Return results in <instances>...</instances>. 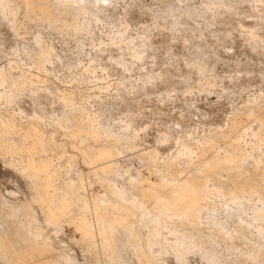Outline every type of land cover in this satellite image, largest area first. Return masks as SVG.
Segmentation results:
<instances>
[{"label":"rangeland","instance_id":"1","mask_svg":"<svg viewBox=\"0 0 264 264\" xmlns=\"http://www.w3.org/2000/svg\"><path fill=\"white\" fill-rule=\"evenodd\" d=\"M111 2V4H109L108 5V7H106L107 8V10H106V8H104L102 11H100V12H102L101 14H102V16L100 17L99 15H100V12L97 14V17L96 18H98V19H96L97 20V23H98V25L96 24V21H90V19H87L88 21H90V23H88V21H87V23H84V25L86 24V25H88V27L85 25H83L82 26V28H83V31L86 29V27H87V30H85L84 32H82L81 31V35L82 36H80V38L82 39H80L79 38V35H78V38H79V40L77 39V37L75 38V40L73 39V41L72 40H69V42L68 41H66V40H64V39H62L61 37H60V35H57L56 33H55V37H54V34H52V33H48V31L47 32H45V29L46 28H43V27H37V28H40V29H34V31L33 30H30V31H28V33L27 32H25V30L26 29H24L25 28V26H23L22 28H21V36H24L25 35V37H23L22 38V40H19L20 42H19V45H17V48H15L14 47V51H15V49H16V51H18L19 50V52L16 54V53H13V56H11V55H7L8 54V52L10 51L9 50V48L8 47H5V46H7V44H5V43H2L3 42V38L0 36V41H1V45H0V50H3V51H0V75L1 74H4V75H6L5 76V78L6 77H8L7 79H8V81L6 82V83H2V82H0L1 84H0V86L2 87V88H0V111H1V113L3 112V113H5L6 115H7V113H9L8 115H10L11 117L13 116V118L12 119H14L16 122H19L18 123V125H17V123H16V125H17V128H18V126H20L19 124H21V126L23 127V128H21V127H19L20 128V130L21 131H24V129H25V127H24V125L25 124H27V123H30L29 122V120H31V118L29 119L28 117H29V112H30V109L29 110H27V108H24L25 107V105L26 104H28V100H29V102H30V104L32 105V106H34L33 108H31L32 109V111L30 112V113H32V115H34L35 114V116H33V117H35V118H32V119H34V120H36V119H38V117L39 116H42V120H44V122L43 121H40V119H41V117H40V119H38V120H36L35 122L37 123L38 121L40 122L39 124H38V129H39V131H41V133L43 134V135H45V136H47V139H49V137H51V140H53V142H54V145H56V146H52V145H48V146H50V147H48L47 148V145L46 146H44L45 148V150H44V152L46 151V148H47V151L48 152H46V155L45 154H43V157H44V159L45 158H47L48 157V159L52 162H50L51 163V166L52 167H55V169L53 168V170H55V172H54V174H55V176H57L56 178H58V180H57V183H56V185H61L60 184V181H61V183H63V181H65L66 179H68V178H70L68 181H69V183L71 184V185H75L76 187L75 188H77L78 187V185H79V187L80 186H82V187H80V189H79V187H78V189L79 190H77L78 192H79V194L80 195H82V199H83V202H85L86 204V207L88 206V204H89V202H90V200L91 199H94L93 197H91L92 195H90L88 192H86V191H89V189H92V191L93 192H95L96 191V193H92L91 192V194H93V195H95V196H97L98 197V199L95 197V200L96 201H98L97 203L100 205V206H104V205H106V206H127V208L130 210V211H135V209L134 208H132L131 206H130V203L128 204L127 203V199H124L123 197V199L121 198H119L118 196H117V194H118V192L119 191H125V192H128V191H130V189H131V187H133L134 186V184H135V186H137L136 185V179L134 180V175H136V177L135 178H137V177H141L142 179H143V177L145 178V180L147 179V180H149V182L150 183H156V185H157V183L159 184L160 183V181H161V177H165V176H167L168 174H167V168L169 167V169H170V167H172V168H174V169H176L177 170V172H179V173H182L184 176H187V177H191V178H196V177H202L203 175H204V173L205 174H207V173H210V167L209 166H207L208 164H203V162L204 161H202V159H200V156H202L203 157V155H209V150H210V148H211V146L209 145V144H211V141L212 140H217L218 139V144L219 145H222V141H223V138H224V135H225V137L226 136H228L227 135V133H228V127H227V123L228 122H230L231 121V118L233 119V117H235V118H240V120H242V122L244 121H246L247 120V117L249 116L248 114L251 112V115L252 116H257L259 113H260V111H264V105H262V104H264V97L262 96H260V95H263L262 93H263V89H264V84H263V81H264V79H263V77H264V58L262 59V57H258V58H256V60L254 59V60H252V59H249V61L247 60V62H246V60H244V59H246V57H243L242 59H241V63H242V66L244 67L243 68V72L245 71V73L248 75L246 78H247V83L244 85V86H242V87H240V86H234L235 85V83H236V85L238 84V80L236 81L235 80V77H237V72L236 71H234L231 67H230V70L228 69V67H226V68H220V67H213V70L212 69H208L210 66H206V68L204 67V69L202 68L203 66H204V63H206L207 61H208V59L210 58V57H206V56H209L211 53H209V52H211V50H209V49H204V50H202V51H200V49L198 48V51H197V47H199V46H197L200 42L199 41H212V40H210V39H208V37H211V36H209V35H205L206 36V38H205V36H203V37H200V39H197V43H196V41H195V38L194 37H192V36H190L189 37V34L188 33H182V32H179V30H176V29H174L175 27L172 25V23H168V21H166V19H167V17H168V15L169 14H171L170 12H172L173 10H174V13H175V15H176V17L177 18H180V17H178V16H181L180 14H183L182 15V17H185L184 16V12L185 11H187V10H191L194 14L197 12L198 14H199V12H206V14L209 12V10L207 11L206 9H204V8H206L207 6V4L209 5V4H212L213 2V0L211 1V0H191V1H189V0H186L187 2L189 1V3H187L185 0H175V1H173V0H169V1H167V0H110ZM163 1H165V2H163ZM172 1V2H171ZM203 1H205V3L203 2ZM206 1H208V2H212V3H208V2H206ZM239 3H240V0H237ZM177 2V3H176ZM185 4H184V3ZM215 2H216V4H217V6H215L216 4H215ZM218 1L217 0H215L214 1V3H213V5H209L210 7L208 8L207 7V9H210V11H211V8H212V6H213V14L212 15H215V13H218L219 14V11H218V8H221V4H227V3H225V2H227L226 0H219V2L220 3H217ZM242 2V1H241ZM258 2L259 3H261V5L262 6H264V0H258ZM164 3H166V4H164ZM203 3V4H202ZM219 4H220V7H219ZM255 4V3H254ZM115 5V6H114ZM164 5V6H163ZM177 5H179L180 7L178 8V6ZM190 7H189V6ZM205 5V6H204ZM260 5V4H259ZM128 6V7H127ZM156 6V7H155ZM214 6H215V8H216V11H215V8H214ZM225 6V5H224ZM185 7V8H184ZM166 10H164V9ZM192 8V9H191ZM202 8V9H201ZM223 8V7H222ZM225 8V7H224ZM145 9V10H144ZM155 9V10H154ZM157 9H158V12H157ZM169 9V10H168ZM171 9V10H170ZM128 10V11H127ZM166 12V13H169L168 15L167 14H165V13H163L164 11ZM168 10V11H167ZM178 11V12H180L179 14H177V12H175V11ZM182 10H183V12H182ZM199 10V11H198ZM204 10V11H203ZM132 11V12H131ZM145 11V12H144ZM151 11V12H150ZM162 11V13H163V15H158L160 12ZM170 11V12H169ZM218 11V12H217ZM123 12H124V14H123ZM204 12V13H205ZM125 13H127V15H125ZM141 13H143V14H141ZM162 13H160V14H162ZM186 13V12H185ZM197 13H196V15H197ZM143 16H141V15ZM145 14V15H144ZM149 14V15H148ZM155 14V15H154ZM173 14V13H172ZM218 14H216L215 15V17H218ZM108 15V16H107ZM155 17H154V16ZM178 15V16H177ZM220 16H221V14H219ZM125 16V17H124ZM159 18H162V16H163V20L162 19H158L157 20V18L158 17ZM161 16V17H160ZM207 16H209V18H213V16H211L210 14L209 15H207ZM145 17H147V18H145ZM181 17V18H182ZM119 18V19H118ZM135 18H138V19H135ZM145 18V19H144ZM172 18V17H171ZM101 19V20H100ZM108 19V20H107ZM133 19V20H132ZM155 19V20H154ZM165 19V20H164ZM149 20V21H148ZM153 20V21H152ZM172 20H174V22L175 21H177V20H175V18L173 17L172 18ZM190 21H195L196 19L195 18H192V19H189ZM204 22H205V24H207L206 23V20L205 19H202ZM107 21H109V22H107ZM134 21H136V22H134ZM146 21V22H145ZM157 21V22H156ZM158 21H160V22H158ZM162 21V22H161ZM164 21H166V22H164ZM208 21V20H207ZM130 22H132V23H130ZM144 22V23H143ZM149 22V23H148ZM101 23V24H100ZM115 23V24H114ZM125 23V24H124ZM145 23H146V26L148 25L149 27H151V28H149V27H147L146 28V26H145ZM153 23V24H152ZM155 23L156 24H159V25H157L159 28H161L160 30H157V29H159L156 25H155ZM95 24H96V27H94L95 26ZM133 24V25H132ZM153 25V27H152V25ZM162 24V27H160V25ZM163 24H165V25H163ZM90 25H94V26H91L90 27ZM106 25V26H105ZM98 26V27H97ZM121 26V27H120ZM129 26V27H128ZM142 26H143V28H142ZM247 26V27H246ZM167 27V28H166ZM170 27V28H169ZM234 27H236V26H234ZM243 27V28H242ZM43 28V29H42ZM85 28V29H84ZM90 28V29H89ZM92 28H93V33H92ZM95 28V29H94ZM144 28H146L147 29V31L144 29ZM154 29V31H153V29ZM171 29V30H169V29ZM237 28L241 31V32H243V34H244V36L249 32V35H250V39L252 38L251 36H252V34L254 35V39H258L257 38V36H259V34L257 33V35L256 34H254V32L253 33H251L252 31H248V30H250L249 29V27H248V25H244V24H242L241 25V29L238 27V25H237ZM237 28H235V29H237ZM245 28H247V29H245ZM22 29H24V30H22ZM88 29H89V31H88ZM113 29V30H112ZM125 29H126V31L127 32H124L125 31ZM133 29V30H132ZM156 29V30H155ZM166 29H167V31H166ZM234 29V28H233ZM232 28H225L224 29V31L225 32H227L226 33V35L228 34V32H229V30H231V32H232V30H233ZM234 29V30H235ZM237 29V31H239ZM244 29V30H243ZM36 30V31H35ZM40 30V31H39ZM119 30V31H118ZM132 30V31H131ZM152 32H151V31ZM164 30V31H163ZM226 30H228V31H226ZM247 31V32H244V31ZM32 31V33H29V32H31ZM38 31V32H37ZM86 31H87V34L88 35H86L85 33H86ZM136 31V32H135ZM148 33V34H150L151 36L149 37L150 38V41L152 42L153 41V45L157 48V45L156 44H160L158 47L159 48H157V50H156V48H155V50L157 51L156 53H158L159 55H157V54H155L156 56H155V58H154V60L155 61H153V59L151 60V59H146V61H149V62H151V68H150V70L153 72L152 74H154L153 76H155V74H157L156 76H155V78H156V80H157V78H158V80L159 79H161V81H162V86H160V87H156V88H150V90H149V88L147 89L146 87L147 86H145V83H146V80H145V76L147 75V74H144V75H142L143 73H144V70H142V68H141V66H140V63L141 62H143V60H142V57H139L138 55H136L138 52H137V48L135 49V47H132V46H136L137 45V43L136 42H138L139 40H141L142 39V36H143V33L145 34L146 32ZM149 31H150V33H149ZM172 31V33H170ZM236 30L234 31V33H236L237 32ZM40 35V37L42 38V41H43V44H44V46H45V48H47L48 50H49V53H50V56H48L50 59H49V61L47 60V61H45L44 63H43V66L42 65H40L39 66V68H34V67H32L31 66V63H30V60H29V58L23 53V51H29V52H36L37 50L39 51V49L32 43V40H31V36L32 35H37V33ZM89 32H91V34L92 35H94V36H92V37H90V33ZM120 32H124V35H128L127 37H128V41H126V43H125V41H123V39H122V36H120V35H123V33H121L120 34ZM130 32H132V33H130ZM22 33L24 34V35H22ZM27 33V34H26ZM96 33V34H95ZM126 33V34H125ZM130 33V34H129ZM246 33V34H245ZM167 34H168V37H167ZM170 34V35H169ZM171 34H172V37H171ZM173 34H174V38H173ZM176 34V35H175ZM177 34H182V36L180 37V35H177ZM229 34H230V32H229ZM242 34V35H243ZM135 35V36H134ZM156 35V36H155ZM249 35L247 34L246 36L247 37H249ZM47 36V37H46ZM87 36H89L88 38H87ZM96 36V37H95ZM133 36V37H132ZM155 36V37H154ZM160 36V37H159ZM162 36V37H161ZM115 37V38H114ZM120 37H121V40H120ZM132 37V38H131ZM170 37V38H169ZM177 37L179 38V41H175V40H178L177 39ZM183 37H185L184 38V40L182 41L181 39H183ZM189 39H188V38ZM28 38V39H27ZM46 38V39H45ZM52 38V39H51ZM83 38L85 39V40H83ZM156 38V40H154ZM181 38V39H180ZM186 38H187V40H186ZM205 38V39H204ZM23 39H24V41H23ZM50 39V40H49ZM59 39V40H58ZM115 39V40H114ZM119 39V41H120V43H119V41H118V43H117V40ZM202 39V40H201ZM208 39V40H207ZM30 40V41H29ZM56 40V41H55ZM61 40V41H60ZM77 40V41H76ZM131 40V41H130ZM135 40V41H134ZM137 40V41H136ZM181 40V41H180ZM58 41H60V42H58ZM75 41H76V44H75ZM160 41V42H159ZM188 43H187V42ZM194 41V42H193ZM254 41V40H253ZM16 44H18V40L16 39L15 41H14ZM22 42V44H20ZM45 42V43H44ZM128 42V43H127ZM129 42H131V44L129 43ZM190 42H192V43H190ZM255 42H257V41H255ZM28 43V44H27ZM93 43H94V45H93ZM101 43H103L102 45H101ZM123 43V44H122ZM134 43V44H133ZM179 43V44H178ZM5 44V45H4ZM66 44V45H65ZM73 44V45H72ZM106 44V45H105ZM126 44V45H125ZM127 44H128V46L129 47H127ZM183 44H185V45H183ZM189 44V45H188ZM195 44H197V45H195ZM77 45H81V46H77ZM96 45V46H95ZM191 45V46H190ZM193 45V46H192ZM2 46V47H1ZM19 46V47H18ZM47 46H49V47H47ZM92 46H94V47H92ZM120 46V47H119ZM131 46V47H130ZM138 47H139V45H137ZM184 46V47H183ZM186 46V47H185ZM71 47V48H70ZM79 49H78V48ZM85 47V48H84ZM104 47L106 48V49H104ZM163 47V48H162ZM194 47V48H193ZM4 48V49H3ZM6 48V49H5ZM8 48V49H7ZM37 48V49H36ZM103 48V49H102ZM112 48V49H111ZM131 48H134V50H135V52H134V50H130ZM185 48V49H184ZM18 49V50H17ZM53 49V50H52ZM95 49V50H94ZM125 49V50H124ZM129 49V50H128ZM160 49V50H159ZM183 49H184V51H183ZM9 50V51H8ZM75 50V51H74ZM78 50V51H77ZM94 50V51H93ZM107 50V51H106ZM180 50V51H179ZM8 51V52H7ZM37 51V52H38ZM124 51H125V53H124ZM126 51H127V53L130 51H132L131 53H133L134 52V54H132V57H131V53L129 54V57H131V58H129V62H131V63H129V65L130 66H128V68H125V66H123V69H122V66H119V65H116L115 64V62H114V60H117V62H119L120 64L121 63H124V61H122V60H120V58H122L123 56H124V54H126ZM154 51V50H153ZM182 51V52H181ZM204 51H205V54H204ZM206 51L208 52L207 53V55H206ZM2 52V53H1ZM4 52H6V54L4 53ZM62 52V53H61ZM71 52V53H70ZM105 52V53H104ZM193 52H194V55L197 57V58H199V57H203L204 55H206V56H204L203 57V59H205V61L201 58V60H203L202 62L200 61V60H197L196 59V57L193 55ZM196 52L198 53L199 52V55L201 54L200 52H202V54L203 55H198V54H196ZM94 53V54H93ZM97 53V54H96ZM102 53V54H101ZM124 53V54H123ZM76 54V55H75ZM109 54V55H108ZM165 54H167V55H165ZM180 54V55H179ZM190 54L192 55V57H195V59L194 58H190ZM48 55V54H47ZM53 55V56H52ZM94 55H96V56H94ZM122 55V56H121ZM134 55H136L135 57H133ZM212 55V54H211ZM121 56V57H120ZM138 56V57H137ZM162 56V57H161ZM178 56V57H177ZM180 56H181V58H183V59H181L180 58ZM186 56H189V57H186ZM199 56V57H198ZM54 59H53V58ZM73 57V58H72ZM91 57V58H90ZM154 57V56H153ZM68 58V59H67ZM89 58L92 60L93 59V62L91 61V60H89ZM95 58H97V59H95ZM118 58V59H117ZM135 58V59H134ZM136 58H139V59H141V60H139V59H136ZM176 58V59H175ZM189 58V60L191 59V61H188L187 59ZM3 59V60H2ZM112 59H114V60H112ZM133 59V60H132ZM157 59V60H156ZM181 59V61L183 62L184 60V62H186V63H188V64H186V65H184L185 63H181V61H178V60H180ZM192 59L193 60H195V62H196V60H197V62L195 63L194 61H192ZM13 62H12V61ZM55 62H54V61ZM69 60V61H68ZM95 60V61H94ZM139 60V61H138ZM261 62H260V61ZM6 61V62H5ZM7 61H8V64H7ZM11 61V62H10ZM64 61V62H63ZM102 61V62H101ZM133 61V62H132ZM153 61V62H152ZM173 61V62H172ZM188 61V62H187ZM255 61V62H254ZM19 62H21V63H19ZM48 62V63H47ZM54 62V63H53ZM58 62H59V64H58ZM78 62V63H77ZM110 63V64H108V63ZM113 62V63H112ZM158 62V63H157ZM189 62H191L190 63V65L191 66H194V67H196V66H198L199 67V69L200 68H202V69H196V71H195V75L197 76V78L195 77V75L193 76L192 75V77L190 78L191 79V82H190V85H189V78L187 77V76H185V75H188V73H187V68H188V66H189ZM195 63V64H192V63ZM198 62H201L202 63V65L203 66H201L200 64H198ZM253 62L255 63V65L256 66H258V67H260L261 66V64H263L262 66H263V68H256V69H253L252 70V68H254V65L252 66V64H253ZM259 63L260 65H258V64H256V63ZM9 63H11L12 64V66L10 67V66H8L9 65ZM14 63H16V64H18V65H15ZM63 63V64H62ZM80 63V64H79ZM102 63V64H101ZM111 63L113 64V65H111ZM137 63V64H136ZM183 65H181V64ZM250 63V64H249ZM45 64V65H44ZM52 64V65H51ZM56 66H55V65ZM62 64V65H61ZM100 64V65H99ZM132 64H135V65H137V66H135V65H133L132 66ZM153 64V65H152ZM198 64V65H197ZM246 64H248V66L246 65ZM93 65H96L95 67L93 66ZM111 65V66H110ZM250 65H251V67L252 68H250ZM41 66L42 67H44V68H42V70H41ZM91 66V67H90ZM106 66V67H105ZM114 66V67H113ZM116 66V67H115ZM153 66H154V68H153ZM181 66L183 67V69L181 68ZM185 66H187V67H185ZM191 66H189V67H191ZM201 66V67H200ZM242 66L241 67H239L238 66V70L240 71L241 69L240 68H242ZM94 67V68H93ZM107 67H108V69H107ZM111 67V68H110ZM34 68V69H33ZM56 68V69H55ZM59 68V69H58ZM73 68H75V69H73ZM89 68V69H88ZM91 68V69H90ZM135 68H136V70H135ZM177 68V69H176ZM181 70H180V69ZM251 70V72H252V75L250 76V70ZM44 69V70H43ZM66 69V70H65ZM68 69V70H67ZM83 69V70H82ZM86 69H87V71H89V73L86 71ZM104 69V70H103ZM106 69V70H105ZM110 69H113V70H110ZM118 69V70H117ZM128 71H127V70ZM132 69H133V71L134 72H131L132 71ZM184 69H185V71H184ZM207 69L211 72H209L208 73V71H207ZM224 69V70H223ZM231 69H232V71H231ZM261 69V70H260ZM2 70V71H1ZM6 70H7V73H6ZM53 70V71H52ZM56 70V71H55ZM74 70V71H73ZM116 70V71H115ZM120 70V71H119ZM123 70V71H122ZM154 70V71H153ZM178 70V71H177ZM183 70V71H182ZM219 70H221V73L223 72V74H221L220 73V71ZM225 70H227V72L225 71ZM246 70L247 71H249V72H246ZM263 70V71H262ZM77 71V72H76ZM81 71V72H80ZM93 71V72H92ZM101 71V72H100ZM109 71L111 72V74L109 73ZM164 71V72H163ZM183 72V73H181V72ZM202 71V72H201ZM206 71H207V73L208 74H210V75H208L207 73H206ZM228 71H229V73H228ZM260 71V72H259ZM3 72V73H2ZM28 72H30V74L28 73ZM43 72V73H42ZM44 72H45V74L46 75H44ZM85 72H87L88 74H86ZM92 72V73H91ZM106 72H107V75H106ZM113 72V73H112ZM117 72V73H116ZM120 72H122V73H120ZM140 72V73H139ZM165 72H167V73H169V74H165ZM202 76L203 74L205 75L206 74V77H204V75L202 76V78H201V76L200 75H197L198 73ZM204 72V73H203ZM214 72V73H213ZM215 72H217L218 74H215ZM224 72H226V73H224ZM231 72V73H230ZM235 74V76L234 75H232L233 73ZM254 72H255V74H254ZM257 72H259V73H257ZM25 74L24 76H25V79H26V81L25 80H23L24 79V76L22 75L21 76V74ZM27 73V74H26ZM32 73V74H31ZM102 73V74H101ZM124 73H126L127 74V76L124 74ZM140 74V75H138V74ZM158 73L160 74V76L158 75ZM197 73V74H196ZM240 73H242V72H240ZM244 73V74H245ZM256 73L258 74V75H256ZM20 74V75H19ZM29 74V75H28ZM86 74V75H85ZM92 74H94V75H97L96 76V78H95V76L93 75V76H91ZM130 74V75H129ZM135 74V75H134ZM174 74V75H173ZM185 74V75H184ZM226 76H228L229 74H231L230 76H228V77H226ZM244 74L242 73V75L244 76ZM245 74V75H246ZM8 75V76H7ZM32 77H31V76ZM33 75H34V77H33ZM78 75H80V76H78ZM91 77H90V76ZM143 76V78L144 79H142V76ZM162 75V76H161ZM178 75H180V76H178ZM184 75V76H183ZM213 76V75H215L213 78L212 77H210L209 78V76ZM218 75V76H217ZM240 75V74H239ZM260 75H261V78H260ZM30 76V77H29ZM35 76H37L36 78H38L39 77V84H40V86H39V84L37 85L38 87L37 88H35V87H32V86H34V85H31V83H29V80H34L35 79ZM87 76V77H86ZM89 76V77H88ZM120 76H122V77H120ZM125 76V77H124ZM129 76V77H128ZM139 76V77H138ZM140 76H141V79H140ZM169 76V77H168ZM233 76V78L231 79V77ZM254 76H256V77H254ZM257 76L259 77V78H257ZM21 77V78H20ZM26 77H28V78H26ZM85 77H86V79H85ZM124 77V78H123ZM130 78L129 80H128V78ZM184 77V78H183ZM188 79H187V78ZM190 77V76H189ZM194 77H195V80H193L194 79ZM204 77V78H203ZM208 77V78H207ZM224 77V78H223ZM249 77H251V78H249ZM17 78H19V79H21V81L19 80V79H17ZM75 78H76V80H75ZM92 78V79H91ZM93 78H95V79H93ZM124 80H123V79ZM171 78V79H170ZM174 78H175V80H174ZM177 78V79H176ZM179 78H180V80H179ZM206 78L208 79V82H207V80H206ZM212 78V79H211ZM220 78H221V80H220ZM229 78V79H228ZM254 78V80L252 81V79ZM17 79V80H16ZM29 79V80H28ZM44 79V80H43ZM99 79V80H98ZM183 79H184V81H183ZM204 79V80H203ZM231 79V80H230ZM256 79V80H255ZM10 80V81H9ZM15 80H16V82L17 81H19L20 83H18V85H17V83H15ZM27 80H28V83L29 84H26L27 83ZM75 80V81H74ZM86 80H88V81H86ZM93 80H95V81H93ZM107 80V81H106ZM126 80H128V81H126ZM174 80V81H173ZM186 80H187V82H186ZM210 80H214V82H212V81H210ZM222 80H223V82H222ZM226 80V81H225ZM227 80H229V82L227 81ZM234 80V81H233ZM262 81V84H261V82L260 81ZM124 83H123V82ZM164 81V82H163ZM177 81L179 82V83H177ZM193 81H194V83H193ZM196 81H199L200 83L197 85L196 84ZM232 81V82H231ZM255 81V82H254ZM9 82V83H8ZM24 82V83H23ZM76 82V83H75ZM96 82V83H95ZM104 82V83H103ZM132 82H133V84H132ZM144 84H143V83ZM159 82H157V85L156 86H159V85H161ZM170 82H174V84H172V83H170ZM183 82V83H182ZM209 82H210V84H209ZM219 82H220V84H219ZM222 82V83H221ZM233 82H234V84H233ZM45 85H44V84ZM82 83V84H81ZM135 83V84H134ZM185 83V84H184ZM187 83V84H186ZM203 83H205L206 85H207V83L210 85H207L208 87L206 88V85L205 84H203ZM227 83H229V84H227ZM231 83H232V85H231ZM260 83V84H259ZM4 84V85H3ZM17 86H16V85ZM24 84H25V87H27V86H29L28 87V89L29 90H27V88H25L24 89ZM42 84V85H41ZM166 84H167V86H166ZM195 84V85H194ZM203 84V85H202ZM257 85L258 86V88H256L257 86H255V85ZM8 85V87L6 88V86ZM19 85H20V87H19ZM21 85H22V88H21ZM106 85H107V87H106ZM144 85V86H143ZM199 86V88L197 87V86ZM202 85V86H201ZM229 85V86H228ZM251 87V89H250V87ZM252 85H254V86H252ZM17 88H16V87ZM42 86V87H41ZM141 86H143V87H145V89H142L143 87H141ZM166 86V87H165ZM186 86H187V88H186ZM213 86V87H212ZM232 86V87H231ZM11 87V88H10ZM44 87V88H43ZM106 87V88H105ZM139 87H141V90L139 89ZM168 87V88H167ZM244 87V88H243ZM253 87H255V88H253ZM262 89H261V88ZM39 88H40V90H39ZM74 88V89H73ZM125 88V89H124ZM160 88V89H159ZM165 88V89H164ZM186 88V89H185ZM197 88V89H196ZM201 88V89H200ZM203 88V89H202ZM204 88H206V89H204ZM237 88V89H236ZM243 88V89H242ZM247 88H249V89H247ZM10 89V90H9ZM17 90L20 94H18V95H15L14 97H12L11 98V96H13L12 95V93H13V91L14 90ZM24 89V90H23ZM33 89V90H32ZM42 89V90H41ZM152 89H155V90H157L159 93H160V91H161V94H160V96H159V93H157V91H154L153 92V90ZM201 90V93H200V91L199 90ZM246 91H245V90ZM20 90V91H19ZM37 90H38V92H37ZM43 90H45V91H43ZM48 90V91H47ZM188 90V91H187ZM195 90V91H194ZM196 90H198L199 91V93L196 91ZM203 90H205L206 92L204 93V91ZM234 90H236V91H234ZM244 90V91H243ZM260 90H261V92H260ZM263 90V91H262ZM4 91H5V93H4ZM12 91V92H11ZM36 92V93H30V92ZM46 92V95H45V93H44V96H46V97H44L43 96V94L41 93V92ZM52 91V92H51ZM145 91V92H144ZM149 91V92H148ZM166 91V92H165ZM203 91V92H202ZM6 92H8V93H6ZM25 92V93H24ZM47 92H48V94H47ZM71 92H72V95H70L71 94ZM163 92V93H162ZM173 92V93H172ZM189 92H190V94H189ZM191 92H193V93H191ZM23 93V94H22ZM41 94V97H40V94ZM51 93V95H53V94H55V95H53L52 96V98H50L51 96H49V94ZM58 93V94H57ZM62 93V94H61ZM65 93V94H64ZM73 93H75V95H76V97H75V95L73 94ZM77 93V94H76ZM81 93H82V95H81ZM114 93V94H113ZM149 95H148V94ZM154 93V94H153ZM165 93H166V95H165ZM172 93V94H171ZM187 93V94H186ZM22 94V95H21ZM29 94H31L32 96L33 95H36V94H38V96L36 97V96H33V97H36L37 99H38V97H40V99L42 100H35V98H34V101L37 103V101L39 102V104H41V105H37L32 99H33V97L31 96V95H29ZM66 94L69 96H66ZM126 94V95H125ZM134 94V95H133ZM146 94V95H145ZM152 94V95H151ZM157 94V95H156ZM198 94V95H197ZM259 94V95H258ZM28 95V96H27ZM60 95H63L66 99H68V100H70L69 102H71V105L73 104V105H78V106H74L75 107V109L71 106V108H70V105L67 107V106H65V105H62V104H60L59 103V105L60 106H58L57 104H58V101H61L62 100V96H61V98H60ZM74 95V96H73ZM151 95V96H150ZM249 95V96H248ZM9 96V97H8ZM21 96H22V98H21ZM47 96H49L48 98H47ZM55 96V97H54ZM57 96H59V97H57ZM71 96V97H70ZM153 97L154 96V98L152 99H150L149 98V102H148V97ZM156 96H157V98H156ZM196 96V97H195ZM254 96V97H253ZM259 96V97H258ZM18 97V98H17ZM27 97H29V98H27ZM31 97V98H30ZM45 99H47V101L48 100H50V102H47V103H50V104H47L46 103V101H45V103H43V100H44V98ZM54 97V98H53ZM57 97V98H56ZM80 97V98H79ZM252 97V98H251ZM15 98H17V100H13V99H15ZM20 98L22 99V100H20ZM25 98V100H23ZM59 98V99H58ZM125 98V100L127 101V103L123 100ZM133 98V99H132ZM144 98V99H143ZM156 98V99H155ZM160 98V99H159ZM250 98V99H249ZM258 98H260V99H258ZM10 99H11V101H10ZM92 99V100H91ZM147 99V101L145 102L144 100H146ZM240 99V100H239ZM248 99V100H247ZM256 99V100H255ZM27 100V101H26ZM34 102V103H31L32 101ZM53 100H55V101H53ZM133 100V101H132ZM137 100V101H136ZM166 100H169V101H167L166 102ZM246 100V101H245ZM255 100V101H254ZM14 101V102H13ZM17 101V102H16ZM24 102L23 104H19L20 102ZM40 101H41V103H40ZM51 101L53 102L52 104H51ZM74 101V102H73ZM79 101H81V102H79ZM128 101H130V103L128 102ZM152 101H154V102H152ZM164 101L166 102V104L164 103ZM247 101H249V102H247ZM15 102L16 103H18V105L17 104H15ZM133 102H135V104L133 105L132 103ZM139 102H140V104H144V105H140L139 106ZM144 102V103H143ZM255 102V103H254ZM10 103V104H9ZM14 103V104H13ZM55 103H57L56 105L57 106H55V105H53V104H55ZM89 103V104H88ZM92 103V104H91ZM147 103V104H146ZM148 103H151L150 105L148 104ZM168 103H171L172 104V106H171V104H169L168 105ZM207 103V104H206ZM256 103H258V104H256ZM35 104H36V106H35ZM44 104V105H43ZM79 104H81V106L79 105ZM91 104V105H90ZM98 104V105H97ZM130 106H129V105ZM157 104V105H156ZM158 104H160V105H162V107L161 108H159V106L160 105H158ZM163 104H164V106H163ZM174 104V105H173ZM202 104H206V105H208L209 106V111L207 112H204L203 114L201 113V112H195V113H192L191 114V112H189L190 110L192 111V110H194V109H196V107H198V106H201ZM228 104V105H227ZM234 104H235V106H234ZM243 104H244V106H243ZM19 105H21V107L22 108H20V106ZM43 105V106H42ZM51 105H53V108L51 107ZM88 105V106H87ZM97 105V106H96ZM128 105V106H127ZM153 105V106H152ZM165 105H167V106H169V107H165ZM187 105H189L188 107H187ZM195 105V107H193ZM197 105V106H196ZM229 105H231L230 107H229ZM241 105V106H240ZM253 105H254V107H253ZM13 106V107H12ZM41 106V107H40ZM50 107L49 109H48V107ZM81 107V110L82 111H85V112H83V114H82V111L80 110V107ZM100 106V107H99ZM127 106V107H126ZM132 106V107H131ZM151 107V109H152V107H153V109L154 110H157L156 112H152V110H149L150 109V107ZM156 106H157V108H156ZM212 106V107H211ZM219 106H221V107H219ZM225 106H227V107H225ZM39 107V108H38ZM42 107H47L46 109H47V111H48V113H45V111H46V109H45V111H44V113H43V110H44V108H42ZM59 107V108H58ZM82 107H83V109H82ZM87 107H88V109H87ZM136 107V108H135ZM164 107H165V109H166V111H165V109H164ZM173 107L175 108V109H173ZM179 108L180 107V109H178L177 110V108ZM192 108V109H188V108ZM211 107V108H210ZM219 107V108H218ZM239 107H241L240 109H239ZM244 107V108H243ZM260 107V108H259ZM3 108V109H2ZM18 108H20V109H18ZM39 110H38V109ZM42 108V109H41ZM53 109V110H51V111H54V112H52L51 113V111H49L50 109ZM61 108H63V109H61ZM65 108H66V110H65ZM78 108H79V110H80V112L79 111H77L78 110ZM97 108H99V109H97ZM108 108V109H107ZM116 108H117V110H116ZM148 108V109H147ZM226 108V109H225ZM229 108V109H228ZM235 108V109H234ZM243 108V109H242ZM248 108V109H247ZM26 109V110H25ZM34 109V110H33ZM62 110V111H60V110ZM70 109V110H69ZM72 109V110H71ZM86 109V110H85ZM95 109V110H94ZM223 109V110H222ZM255 109H257V110H255ZM8 110V111H7ZM37 110V111H36ZM58 110V111H57ZM65 110V111H64ZM75 110V111H74ZM96 110H101V112H97ZM110 110V111H109ZM121 110V111H120ZM161 110V112L160 113H158L159 111ZM216 110V111H215ZM235 110V111H234ZM34 111H36L34 114H33V112ZM38 111H39V113H38ZM46 111V112H47ZM63 111L65 112L64 113V117L66 118V120H68V121H66L65 120V118L64 117H62L63 116V114H61V113H63ZM67 111V112H66ZM69 111V112H68ZM73 111V115L72 114H68L67 115V113H70V112H72ZM78 113H77V112ZM88 111V112H87ZM92 111V112H91ZM94 111V112H93ZM96 111V112H95ZM112 111V112H111ZM119 111H120V115L118 114L117 115V113H119ZM123 111V112H122ZM229 111V112H228ZM242 111V112H241ZM250 111V112H249ZM24 112V113H23ZM58 112V113H57ZM74 112H75V114H74ZM93 114V115H95L96 114V116H94V117H97L96 119H98V117H99V119L101 118V117H103V119H101V121H103L101 124H104V122H107V123H105L104 124V126L106 125V127H108V132L109 133H112V135L111 136H113L112 138H113V140L111 139L110 141H113V145H116L117 146V148H116V153L113 151L112 153H113V155H114V157L112 156V159H111V161L114 163V165H113V168L114 169H107L108 171L106 172V170H100V168L102 169V167H100L98 164H95L96 162H93L92 164H91V169H90V164L88 163V165H89V168H88V166L84 163V162H82V159H83V154H82V156H81V153H82V150L81 149H85V146L87 147V145H88V143H86V141H85V143L87 144V145H85V143H83V142H81L82 140L81 139H78V137L77 138H75V140H72V139H69L71 136H69L70 134H69V132H67V133H65L66 132V130H69V128L71 127V128H73V123H74V121L75 120H78L77 122H79V119H77L76 117H78V118H83V120H84V117H82V116H85V120H84V122H85V124H86V122L88 121V120H90V118H92L93 117V115L91 116V117H87L86 115H91V113ZM122 112V113H121ZM185 112V113H184ZM217 112V113H216ZM227 112V113H226ZM237 112V113H236ZM247 112H249V113H247ZM259 112V113H258ZM42 113V114H41ZM51 113V114H50ZM57 113V114H56ZM88 113V114H87ZM105 113V114H104ZM144 113V114H143ZM151 113V114H150ZM156 113H157V115H156ZM162 113H166V114H168L169 113V117H170V123H169V120L168 119H163V117L161 116L162 115ZM183 113L185 114V115H183ZM190 113V114H189ZM224 113V115H222ZM226 113V114H225ZM234 113V114H233ZM242 113V114H241ZM247 113V114H246ZM23 114V115H22ZM39 115V116H37V115ZM45 114L47 115L46 117H50V118H46L45 117ZM52 114H53V116H52ZM78 114V115H77ZM97 114H99V115H97ZM103 114V115H102ZM131 114V115H130ZM139 116H138V115ZM161 114V115H160ZM178 114H180L181 115V117L182 118H184V119H186L187 121H188V119H189V125H191V126H188V128H183V127H181V129L179 128L180 126H179V124H177V122L176 121H179V118H180V116H178ZM186 114L187 115H189L188 116V118H187V116H186ZM195 114V115H194ZM227 114H229V115H227ZM236 114V115H235ZM238 114V115H237ZM255 114V115H254ZM257 114V115H256ZM20 115H22V116H20ZM28 115V116H27ZM32 115L30 114V116L32 117ZM44 115V116H43ZM58 115V116H57ZM62 115V116H61ZM100 115H102L101 117H100ZM117 117H116V116ZM202 115V116H201ZM204 115V116H203ZM212 115V116H211ZM231 115L233 116V117H231ZM248 115V116H247ZM36 116H37V118H36ZM67 116V117H66ZM81 116V117H80ZM113 118H112V117ZM119 116H120V121L118 122V123H120L121 121H122V124L120 123V124H117V125H120L119 126V128L118 129H121V130H119V131H121L122 133H123V129L126 127V126H128L129 124L131 125V124H133V125H131L132 127L131 128H133V127H136V129H146L145 131H143V130H140L141 132L140 133H137L136 134V132H138V130H136V131H134V133H131L130 135L132 136V134H133V138H130V139H127V141H126V139L124 140V139H122L123 138V136L124 135H122V134H120V135H122V137L119 135V131L117 130V125H115L116 123V121L117 120H119L118 118H119ZM122 116H124V117H122ZM127 116H128V118H127ZM129 116H131L130 118H129ZM135 116V117H134ZM137 116V117H136ZM141 116V117H140ZM142 116H144V117H142ZM158 116V117H157ZM200 116H201V118H200ZM206 116V117H205ZM227 116H229V118L227 117ZM239 116H241V117H239ZM243 116V117H242ZM20 117V118H19ZM43 117H45V118H43ZM55 117V118H54ZM61 117V118H60ZM72 117V118H71ZM76 119H75V118ZM110 117V118H109ZM211 117V118H210ZM212 117L214 118V119H212ZM228 118L227 120H226V125H222L221 123V120L223 121V123H225L224 121H225V119L224 118ZM231 117V118H230ZM24 118V119H23ZM57 118H58V121H57ZM71 118V119H70ZM74 118V119H73ZM104 118H105V121H104ZM117 118V119H116ZM127 118V119H126ZM137 118V119H136ZM141 118H143L142 119V122H140V119ZM209 118V119H208ZM217 118V119H216ZM237 118V119H238ZM45 119H46V121H45ZM48 119V120H47ZM70 119V120H69ZM98 119V120H99ZM108 119V120H107ZM114 119V120H113ZM116 119V120H115ZM123 119V120H122ZM126 119V120H125ZM134 119V120H133ZM136 119V120H135ZM149 119V120H148ZM162 119V120H161ZM173 119V120H172ZM198 119V120H197ZM199 119H200V121H199ZM244 119V120H243ZM5 120V119H4ZM52 120V121H51ZM61 120H62V122H61ZM73 120V121H72ZM82 120V119H81ZM80 120V121H81ZM87 120V121H86ZM147 122H145V121ZM165 120H167V121H165ZM176 120V121H175ZM212 120H214V121H212ZM229 120V121H228ZM28 121V122H27ZM32 121V120H31ZM49 121H50V123H49ZM65 121H66V123H65ZM174 123H173V122ZM194 121V122H193ZM199 121V122H198ZM202 121V122H201ZM211 121V122H210ZM26 122V123H25ZM49 124V126H48V124ZM60 122V123H59ZM113 122V126H112V123ZM163 122V123H162ZM192 122V123H191ZM214 122V123H213ZM221 122V123H220ZM42 123V124H41ZM58 123V124H57ZM91 122H88V124H90ZM126 124V126L125 127H123V125L124 124ZM141 123V124H140ZM146 123V124H145ZM160 123L162 124V125H160ZM176 123V124H175ZM24 124V125H23ZM54 124V125H53ZM57 124V125H56ZM68 124V125H67ZM85 124H84V126H85ZM110 126H109V125ZM128 124V125H127ZM168 124H170V125H168ZM211 124H212V126H211ZM219 126V131H218V127H217V125ZM29 124H27V125H25L26 127L28 126ZM44 125V126H43ZM61 125V126H60ZM63 125H65V127L66 128H63L64 126ZM69 125H71V126H69ZM75 125V124H74ZM122 125V126H121ZM129 125V126H130ZM135 125V126H134ZM157 125V126H156ZM165 125V126H164ZM166 125H167V128H165L166 127ZM173 125H175V126H173ZM215 125V126H214ZM86 126H87V124H86ZM85 126V127H86ZM102 127H103V125H101ZM111 126H112V128H111ZM129 126L128 127H126V128H129ZM145 126H147V127H145ZM152 126V127H151ZM154 126V127H153ZM172 126V127H171ZM225 126H226V129H225ZM43 127V128H42ZM58 127V128H57ZM89 127V126H88ZM138 127V128H137ZM16 128V129H17ZM47 128V129H46ZM71 128H70V130H71ZM116 130H115V129ZM126 128H125V130H126ZM148 128V129H147ZM171 128V131H169V132H166V131H168L167 129H170ZM172 128H174V129H172ZM211 128V129H210ZM61 129H63L62 131H61ZM66 129V130H65ZM95 129H97V128H95ZM109 129H112V130H109ZM151 129H152V131H151ZM166 129V130H165ZM222 129V130H221ZM18 130V129H17ZM99 129H97V130H95V133L97 132V135H101V137L99 138L100 140L98 141V144H96V146L99 148H101V146L103 145L102 143L105 141V139L103 138L104 136V134L103 133H98L99 131H98ZM148 130V131H147ZM154 130V131H153ZM162 130H163V133H162ZM174 131V133H173V131ZM178 132V137L179 138H177V136H176V131ZM179 130V131H178ZM196 130V131H195ZM216 130V131H215ZM253 130V132L250 130V133L249 132H247V133H245V135L246 134H248V136L249 137H251V138H248V136L246 135V137L243 135L242 137H240L239 138V142L237 141V143H239V147L241 148L240 150H241V155L243 154V156L242 157H244L242 160L241 159H238V160H236V162L237 161H239V162H237V164L238 163H240L241 162V164H238L239 166H241V168L240 167H238V165H235V168L234 169H232V171L234 172L233 174H231V171H224V170H221L220 168H218V170L217 169H212L213 170V172H211L212 174L211 175H213V178L214 179H217V181L220 183V185L221 186H226V188L228 187V189H230L231 190V186H232V184H233V181H234V179H235V181L237 180H239V181H241V182H243V183H247V182H249V183H255V184H259L258 183V180L260 179V177H261V173L263 172V168H264V157H262L263 155H261V157L259 158V156H257V155H260V154H251V148H252V151L254 150L253 149V146L252 145H254V148L256 147V143H257V137L259 136V134H260V131L258 130V128L256 129V130H254V129H252ZM101 131V130H100ZM181 131H183V132H181ZM227 131V132H226ZM254 131H257V132H254ZM258 131H259V133H258ZM49 132H51V133H49ZM56 132V133H55ZM120 132V133H121ZM143 132V133H142ZM148 132V133H147ZM157 133V136H156V133ZM171 132V133H170ZM221 132L223 133V134H221ZM144 133H146V134H144ZM152 133V134H151ZM170 133V134H169ZM212 133V134H211ZM68 134V135H67ZM103 134V135H102ZM115 134V135H114ZM154 134V135H153ZM179 134H180V136H179ZM202 134V135H201ZM220 134H221V137H220ZM253 134L254 135H256V137L255 136H253ZM63 135V136H62ZM151 135V136H150ZM152 135H153V137L154 136H156V137H159V138H157L156 139V137H154L156 140H157V142L155 143V139H153V137H152ZM169 136V135H171V136H169V137H171V138H175L176 139V146L178 145V149H180V148H182L183 147V149H181L180 150V152L183 150V152L185 153V155L183 154V153H180L179 152V150L177 151L176 150V146H175V149L173 150V152H171L170 154L173 156L174 154H175V150H176V155H179V153L180 154H183V155H179L177 158L175 157V155L173 156V158H170V157H172L171 155H168L167 157L166 156H163L162 157V155H161V151H163L164 149V147H166V145H164L163 146V144H166L165 143V141H163V140H165L166 139V136ZM173 135V136H172ZM175 135V136H174ZM251 135V136H250ZM49 136V137H48ZM103 136V137H102ZM115 136H117V137H115ZM120 136V137H119ZM161 136V137H160ZM165 136V137H164ZM202 136V137H201ZM216 136H217V138H216ZM255 137V139H256V141H255V139L253 138V137ZM199 137V138H198ZM207 137V138H206ZM219 137V138H218ZM72 138V137H71ZM103 138V139H102ZM164 138V139H163ZM173 138V139H174ZM206 140H205V139ZM77 139V140H76ZM102 139V140H101ZM118 139V140H117ZM201 139H203L204 141V143L202 142V140ZM219 139H220V141H219ZM225 139V138H224ZM70 140V141H69ZM81 140V141H80ZM167 140V139H166ZM208 140H209V144H208ZM211 140V141H210ZM244 140V141H243ZM72 141H74V142H72ZM117 141L120 143V145H119V143H117ZM160 141H161V143H160ZM255 141V142H254ZM79 142V143H78ZM207 142V143H206ZM56 143V144H55ZM72 143V144H71ZM74 143V144H73ZM82 143V144H81ZM134 145H133V144ZM248 143V144H247ZM255 143V144H254ZM58 144H59V146H58ZM69 144V145H68ZM84 144V148H83V145ZM95 144H93V145H95ZM118 144V145H117ZM162 144V145H161ZM189 144V145H188ZM207 144V145H206ZM251 144V145H250ZM70 145H74L75 147H72V146H70ZM80 145V146H79ZM91 145V144H90ZM122 145H123V147H122ZM158 145H160V146H158ZM174 145H175V143H174ZM62 146V147H61ZM70 146V147H69ZM78 148H77V147ZM81 146H82V148H81ZM95 146V147H96ZM116 146H114V147H116ZM134 146V147H133ZM161 146H162V149H161ZM251 146V147H250ZM257 146H259V144L257 143ZM53 147H55V148H53ZM59 147V148H58ZM72 147V148H71ZM203 147V148H202ZM53 148V150H51V149ZM75 148H77V151H76V149ZM213 148H215L214 149V151L215 150H217V149H219L220 147L217 145V146H215V147H212L211 149L213 150ZM55 149H58V150H55ZM75 149V150H74ZM119 149V150H118ZM161 149V150H160ZM184 149H186L185 151H184ZM246 149V150H245ZM61 150H63V153H62V151ZM79 150V151H78ZM157 150H159V151H157ZM65 151V152H64ZM198 151H199V153H198ZM208 151V152H207ZM248 151V152H247ZM51 152V153H50ZM81 152V153H80ZM121 152V153H120ZM159 152V153H158ZM177 152H179V153H177ZM205 152V153H204ZM48 153H49V155H48ZM66 153V154H65ZM120 153V154H119ZM173 153V154H172ZM188 153V154H187ZM201 153V154H200ZM244 153H246V154H244ZM61 154V155H60ZM65 154V155H64ZM137 154V155H136ZM139 154V155H138ZM249 154H251L250 156H252V157H248V155ZM45 155V156H44ZM69 156V157H67V156ZM75 155V156H74ZM80 155V156H79ZM118 155V156H117ZM200 155V156H199ZM220 156H223L222 155V153H220L219 154ZM245 155V156H244ZM256 157H255V156ZM70 156H71V162H68L69 160H67L68 158H70ZM125 156V157H124ZM53 157V158H52ZM56 157V158H55ZM58 157V158H57ZM72 157H74V158H72ZM119 158V160H118V158ZM128 157V159H126ZM174 157H175V160H174V162H173V160H172V162L173 163H175L176 165H171V159H174ZM51 158H52V160H51ZM67 158V159H66ZM113 158L114 159H116V161H114L113 160ZM144 158V159H143ZM159 158V159H158ZM223 159H225L224 157H222ZM245 158H247V159H245ZM252 158V159H251ZM257 158V159H256ZM64 159V160H63ZM74 159V160H73ZM76 159V160H75ZM249 159V160H248ZM55 160H56V162H55ZM73 160V161H72ZM199 160V161H198ZM206 160V159H205ZM245 160V161H244ZM252 160V161H251ZM68 162V164H67V162ZM177 161V162H176ZM201 161H202V163H201ZM254 161V162H253ZM58 162V163H57ZM74 163V165L73 164H71V163ZM120 162H124L125 164H126V172L124 171V172H120V170H118V165L120 164ZM262 162V163H261ZM65 164V165H63V164ZM83 163V164H82ZM113 163H110L111 164V166H112V164ZM118 163V164H117ZM169 163H170V165H169ZM261 163V164H260ZM53 164V165H52ZM85 164V165H84ZM93 164H95V167H94V165ZM168 164V165H167ZM242 164H244V165H242ZM246 164V165H245ZM255 164H256V166H255ZM58 165V166H57ZM69 165V166H68ZM93 165V166H92ZM97 165V166H96ZM261 165V166H260ZM6 165H2V163L0 162V199L1 198H4V199H1L0 200V204L2 203V204H4V206H6V207H4L3 208V211H1L2 212V214H3V216L1 215L0 217H2V218H0V221H2L0 224V226H1V228L0 229H2L3 227H5V225L7 224L8 226L7 227H9V226H14V224H16V226L18 227V225L19 226H21V224L24 222V224H22V226L21 227H23V225L25 226V224H26V221H27V226L30 224V225H32L34 222H32L33 220V216H34V214L36 215V217H34V219L35 218H37V216H38V218H37V220H39L40 219V216H39V214L37 213L38 211H37V209H36V207H33L32 205H31V201H30V203H29V200L31 199V196L30 195H32L33 196V193H32V191H30L31 189H29V185H27L28 183H27V180L26 179H23L22 177H20L17 173V175H15V172L13 171V169L11 168V167H5ZM65 166H67V168L65 167ZM70 166H71V168H70ZM174 166V167H173ZM236 166H237V169H236ZM243 166L245 167V168H243ZM251 166V167H250ZM255 166V167H254ZM72 167H73V169H72ZM96 167H98L99 168V170H100V172H99V170H98V168H96ZM117 167V168H116ZM262 167V168H261ZM5 168V169H4ZM59 168V169H58ZM60 168H61V170H60ZM69 168V169H68ZM164 168H166V169H164ZM8 169V170H7ZM57 169V170H56ZM75 169V170H74ZM89 169V170H88ZM242 169H244V170H242ZM13 172H12V171ZM60 170V171H59ZM66 170V171H65ZM97 170V171H96ZM114 170V171H113ZM118 170V171H117ZM180 170V171H179ZM211 170V171H212ZM221 170V171H220ZM234 170H236V171H234ZM260 170V171H259ZM262 170V171H261ZM68 171V172H67ZM75 171V172H74ZM92 171V172H91ZM148 171V172H147ZM239 171H242L241 173L239 172ZM245 171V172H244ZM250 171H252V172H250ZM254 171V172H253ZM63 172V173H62ZM67 172V173H66ZM75 174H74V173ZM84 172H86V173H88L89 175H87L86 173H84ZM99 173V174H95V173ZM101 172H102V174H104L105 175V173H103V172H106L107 173V175H103L104 176V178L102 179V178H99L98 176L101 174ZM249 172V173H248ZM258 172V173H257ZM259 172H260V175H259ZM72 173V174H71ZM91 173H93V174H91ZM230 173V174H229ZM243 173V174H242ZM248 175H247V174ZM251 173V174H250ZM255 173V174H254ZM256 173H257V175H256ZM58 174V175H57ZM95 174V175H94ZM102 174L100 175V176H102ZM133 174V175H132ZM241 174V175H240ZM75 175V176H74ZM84 177H83V176ZM139 175V176H138ZM230 175V176H229ZM240 175V176H239ZM252 175H254V176H252ZM258 175L260 176L259 178H258ZM64 176V177H63ZM67 176V178H65ZM80 176V177H79ZM133 176V177H132ZM237 176V177H236ZM244 176V177H243ZM139 177V178H140ZM231 177V178H230ZM235 177V178H234ZM252 177H253V179H252ZM61 178H62V180H61ZM87 178V179H86ZM248 178H251V179H248ZM257 178V179H256ZM262 178V177H261ZM65 179V180H64ZM101 179L102 180H104V181H102L101 183H100V181H101ZM138 179V178H137ZM247 181H246V180ZM72 182H71V181ZM77 180H79V181H77ZM82 180H84V182L82 183V185H81V182H82ZM86 180V181H85ZM99 182H98V181ZM132 180L134 181V182H132ZM261 180V179H260ZM67 181V180H66ZM74 181H77L76 183L74 182ZM234 181V182H235ZM78 182H80L79 184H78ZM85 182H86V184H85ZM26 183V184H25ZM100 183V184H99ZM154 183V184H155ZM228 183V184H227ZM85 184V185H84ZM225 184V185H224ZM239 183H237L236 184V182H235V186H237ZM99 185V186H98ZM103 187H102V186ZM234 185V184H233ZM85 186V187H84ZM74 187V186H73ZM102 187V188H101ZM234 187V186H233ZM85 188H86V190H85ZM89 188V189H88ZM104 188V189H103ZM134 188V187H133ZM83 189V190H82ZM82 190V191H81ZM102 190V191H101ZM5 191V192H4ZM29 191V192H28ZM80 191L82 192V193H80ZM106 191V192H105ZM7 192H8V194H7ZM31 192V193H30ZM86 194H84V193ZM29 193H30V195H29ZM87 193H88V196L89 197H87ZM103 193V194H102ZM108 194V195H107ZM127 194V193H126ZM102 197H100V196ZM102 195H104V196H102ZM15 196V197H14ZM84 196H85V198H89V200H87V199H85L84 198ZM30 197V198H29ZM26 198H27V200H26ZM126 198V197H125ZM25 199V200H24ZM84 199H85V201H84ZM219 199H222L221 197H219ZM6 200V201H5ZM13 200V201H12ZM102 200V201H101ZM121 200H123V201H121ZM224 200V199H223ZM26 201H28V203H27V205H26ZM86 201H88V202H86ZM101 201V202H100ZM126 201V203L125 204H123V202H125ZM208 201H211V200H208ZM212 201H213V199H212ZM211 201V202H212ZM219 201H221V200H219ZM23 202V203H22ZM218 202V200H217V198L216 199H214V204H213V202L211 203V205L213 206V208H214V205L216 206V205H218V204H222V201H221V203H219L218 202V204H216V203ZM225 202V201H224ZM223 202V203H224ZM102 203V204H101ZM14 205L13 207H15L14 208V210H13V208H12V205ZM25 204V205H24ZM79 204H84V203H82V200L81 201H79ZM225 204V203H224ZM16 205H18V206H16ZM30 205H31V207H30ZM80 205V208H83L82 206ZM90 205V208L89 209H91L90 211H93V208H95V207H93L94 205H92V204H89ZM223 205V204H222ZM10 206H11V208H10ZM25 206H26V208H25ZM30 208H29V207ZM91 206L93 207V208H91ZM99 206V208L101 209L102 207H100ZM18 207H19V210H18ZM217 207V206H216ZM7 208V209H6ZM88 208V207H87ZM5 209V210H4ZM24 209V210H23ZM89 209L87 210L86 208H83V210H85L86 211V213H85V211H82L81 213H80V215H81V217H84V219H86L87 220V222H91V220L94 222L95 220H94V216H95V214H93V212H89ZM23 210V211H22ZM33 210V211H32ZM36 210V211H35ZM25 211V212H24ZM28 211V212H27ZM35 211V212H34ZM78 211V210H77ZM80 211V210H79ZM87 211H88V214H87ZM4 212V213H3ZM24 214H23V213ZM224 210L222 209V211H220L218 214H217V216L219 217V219L217 218V216H215L219 221H221V222H219L218 221V223H220L219 224V226H221V225H224V226H221V227H224L223 229L221 228V227H219V229H217L216 230V232H220L221 230V236L219 235V233H218V236H217V234L215 235V231H212V230H215L216 228H218V223H217V219L215 218V220H216V223L217 224H215V225H211V221H201V219L202 218H200V220H199V222H198V225L196 226L195 225V228H194V226H192L191 225V227L189 226V225H187V227H189V228H187L186 227V225L184 224V223H182L183 225V227H184V225H185V227L187 228V230H186V228L184 227V228H181V224H179L180 226H179V228L180 229H184L183 231H184V233L186 232V231H188L189 229L192 231V228H193V231H197V232H193V235H191L192 234V232H191V236H189L188 234H187V232H186V234H184L183 232H182V230H181V234H182V238L181 239H183V234H184V237L186 236L187 237V239L189 240L191 237H196V236H199L200 237V235H199V233L200 232H202L203 230H207V231H203V233L201 234V235H203L204 236V233H205V236L207 235V233H209V232H212L211 233V235L210 234H208L209 236H211V239L210 238H208V236H201V239L200 238H196L198 241L200 240H202L201 242L202 243H200V241L198 242V244H197V242L195 243L194 242V244L195 245H197V246H199L200 248L201 247H203L202 245H208V247L209 246H211L210 247V250L212 251V253H214V252H216V255H219L217 258L215 257V259H217V264H219V261L218 260H221L222 261V259H225L224 260V264L225 263H227V264H230L229 262H233L234 260L233 259H235V260H237V261H234L233 263L234 264H236L237 262H239V263H241V261H242V264L244 263L245 264V260H247V262L248 263H250V264H264V261H263V259H264V243L263 244H261L262 242H264V239H262L263 237H264V234L262 235V233H264V221L262 222H260L259 221V223L261 224H258V233H260V234H258L257 232H256V234L258 235V237H259V239L258 240H260V244L263 246V247H261V246H259L258 245V243H259V241H256L257 240V237H256V234H255V231H256V229L254 228L253 229V227H248L247 225L250 223V221L252 220V217H250L251 219L249 220V217L248 216H251L250 215V211H247V212H242V214L241 213H237V214H234L235 215V218H233L234 216H229V218L227 217V219H225L226 217H224V216H228V215H225L224 214ZM26 213V214H25ZM32 213V214H31ZM74 213V212H73ZM72 213V214H73ZM76 214H77V212H75ZM74 213V214H75ZM94 213H95V211H94ZM222 213V214H221ZM5 214V215H4ZM8 214H9V216H8ZM84 216H83V215ZM220 214V215H219ZM223 214H224V216H223ZM244 214H245V216H247L246 218H245V216H244ZM248 214V215H247ZM15 216V219H12V218H14V216ZM31 215H32V217H31ZM90 215V216H89ZM94 215V216H93ZM236 215L237 216H242L243 215V217L245 218V219H248L247 221L248 222H245V224H244V221H246L243 217L241 218L240 216L239 217H236ZM4 216L7 218V221L8 222H10L11 221V224L9 223H7L6 222V219L4 220L3 218H4ZM23 216H24V218H23ZM28 216H30V217H28ZM77 216H78V214H77ZM93 216V217H92ZM10 217H11V220H8V218L10 219ZM17 217V218H16ZM89 217H91V219L89 218ZM20 218V219H19ZM30 218H32L31 220H29ZM221 218V219H220ZM232 218V219H231ZM240 218V219H239ZM236 219H238V220H236ZM241 219H243L242 220V222L240 223V221H241ZM13 220V221H12ZM63 220H65L64 218H63ZM62 219H61V225H62V228L59 226L58 227V232L59 233H57L56 235H54V236H49V237H52V241H51V238H50V240H49V244H50V247H52V245H53V251H54V249H55V251H57L58 253H56V255L60 258L59 259V261L61 260H63L62 261V263L61 264H63V262H65V264H74V263H76V264H89V261L88 260H90V256L88 255V254H86V252H84L85 250H84V248L82 247V246H80L79 247V245L77 244V242L78 241H80L79 240V237H80V234H78L77 232H75V230H74V227H73V225H71V223H68L67 224V220H65V221H63ZM144 220H146L145 218H143V216L141 215V213H137V212H135L134 214H133V219H132V221H131V223H132V225L134 224V227L132 228L134 231L133 232H135L132 236H134L135 234H136V243H137V245H139L138 247H139V254H140V258H141V254L142 255H144L145 257H143L144 259H145V261H147V259H148V263H151V264H159V262L157 263V259H155V258H157V257H155L154 258V256L153 255H155V254H157L156 256H158V258H160L159 260H163V261H161L160 262V264H165V262L166 261H164V259H165V254L167 253V252H165V250H169V252L170 251H173V250H175L176 248L178 249V248H180L181 247V251H182V247L185 249V251H187L186 249L187 248H185V247H187L185 244H187V243H192L193 244V242L192 241H194V240H196V239H193V238H191V240H189V241H191V242H186L184 245L185 246H182V244H183V240H179V237H180V229H179V232H178V229H168V233H167V230H166V232H162V231H165V229L163 228V227H165V224L163 223V226H160L161 224H158V226H157V224L155 225V222H151V223H149V224H154V226L156 227H158V229H156V231L154 230V228L152 227V231H154V232H157L158 233V235H153V237L150 239L151 240V243H149L150 241H148L147 242V240H149V238L152 236V234H151V231H149L150 233H147V232H144V230L143 231H140V228L142 229L143 228V224H144ZM164 220H166V219H164ZM167 220H169V219H167ZM166 220V222L168 223V221ZM223 220V221H222ZM228 220V221H227ZM240 220V221H239ZM19 221V222H18ZM29 221H31V222H29ZM225 221V222H224ZM231 221V222H230ZM235 221V222H234ZM13 222H15V223H13ZM66 222V223H65ZM90 222H89V224H90ZM169 222H170V220H169ZM184 222V221H183ZM207 222H209L210 223V225L209 224H207ZM224 222V223H223ZM4 223V224H3ZM13 223V224H12ZM17 223H19L18 225H17ZM171 223V222H170ZM170 223H169V225H170ZM186 223V222H185ZM203 224L204 223V226L203 225H201V224ZM222 223V224H221ZM238 223V225H239V227L240 226H243V225H245V227L244 228H240L241 229V233L243 234L242 235V237H241V234H240V232H239V234H240V236L238 235L237 237L236 236H234V235H237V232H238V230H236L237 228L239 229V227H238V225L236 226V224ZM70 224V225H69ZM149 224H144V227H147L148 228V226H146V225H149ZM186 224H188V223H186ZM30 225L28 226L29 228H30ZM60 225V224H59ZM200 225H201V227H208V226H210L209 228H206L205 227V229H203V228H201V230H200ZM259 225H260V227H259ZM3 226V227H2ZM11 226V227H12ZM217 226V227H216ZM231 228V231H230V229L228 228ZM7 227H5V230H6V228ZM26 227V226H25ZM25 227H23V228H25ZM28 227H26V228H28ZM150 227H151V225H150ZM149 227V228H150ZM156 227V228H157ZM160 227H161V229H160ZM196 227H198V229L196 228ZM211 227H214V228H212L211 229ZM216 227V228H215ZM225 227H227L228 229H226ZM235 227H237V228H235ZM59 228H61V231H60V229ZM137 228H139V229H137ZM147 228H145V229H147ZM232 228H235V233L234 232H232L234 229H232ZM257 228V227H256ZM261 228V229H260ZM137 229V230H136ZM163 229V230H162ZM203 229V230H202ZM248 229V230H247ZM252 229V230H251ZM148 230V229H147ZM149 230H151V228L149 229ZM172 230H175V231H177V233H178V236L175 234V233H172L171 231ZM189 230V231H190ZM200 230V232L198 233V231ZM263 230V232H261ZM137 231H138V233H140V232H143V233H141L140 235L139 234H137ZM140 231V232H139ZM232 232V233H230V234H233L234 233V237H229L230 236V234H229V236L227 235V233L226 232ZM240 231V230H239ZM249 231V237H247V240H249V239H252V237H253V241L251 240V242L253 243V245H251L252 246V250L250 249L251 248V246H249L250 244H252V243H250L249 241V244L247 245L246 244V241L245 240H243V238L245 237L244 236V234L246 235V234H248L247 232ZM49 232V231H48ZM153 232V233H154ZM169 232H170V235H168L169 234ZM174 232V231H173ZM243 232H245V233H243ZM147 233V235L149 234H151L150 235V237L149 236H147V235H145ZM165 233V234H164ZM171 233L173 234V235H175V236H173V238L172 237H170L171 236ZM190 233V232H189ZM197 233H198V235H197ZM45 234H46V232H45ZM45 234H43V236H45ZM60 234V235H59ZM166 234H167V238L165 237V241H163V239H162V243L161 242H157V243H161L162 244V247H158V245H160L161 246V244H157V248H154V246H149L150 244H152V245H155L154 244V240L155 241H158L159 239L161 240V238H164V237H162L163 235L164 236H166ZM180 234V235H179ZM226 234V235H225ZM251 234H252V236H251ZM139 236V238H138V236ZM262 235V236H261ZM160 237V238H158V237ZM168 236L170 237V239H168ZM214 238H213V237ZM215 236H217L216 238H215ZM224 236H226V238H222V237H224ZM55 237V238H54ZM57 237V238H56ZM61 237V238H60ZM177 237V238H176ZM185 237V238H186ZM194 237V238H195ZM203 237V238H202ZM219 237V238H218ZM240 237L242 238V241L240 240ZM261 237V238H260ZM128 238L130 239V240H128ZM127 238V242L125 241L124 242V239H126L125 237L122 239V241H121V245L119 246V247H121V249H118L119 251V254H121V258H125V256H124V254H126V258L128 259H130V260H127V259H125V262L127 261V262H129L130 263V261L132 260V264H136V261H137V259H136V256L134 257L135 258V260H134V258L133 257H131L130 255H129V253L130 252H132V250H130L131 249V247H128V246H130V245H126V244H128V243H130V241H132L133 239H132V237H128ZM137 238H138V240H137ZM146 238H148L147 240H146ZM155 238H157V239H155ZM184 238V240L186 241L187 239H185ZM213 238V239H212ZM237 238V239H236ZM249 238V239H248ZM175 239V240H174ZM193 239V240H192ZM207 239H209V240H207L208 241V244L206 243V240ZM214 239H216L215 241H214ZM230 239H233L234 241L236 240V241H238L239 243H237L236 241V245L234 244V242L232 241V240H230ZM246 239V238H245ZM256 239V240H255ZM58 240V241H57ZM77 242H76V241ZM159 240V241H160ZM167 240H169V242L167 241ZM174 240V241H173ZM177 240V241H176ZM204 240V241H203ZM212 240H213V242H212ZM224 240H226V241H224ZM229 240V241H228ZM51 241V242H50ZM74 241V242H73ZM172 241V243L174 242V243H176L177 242V244L179 243L178 241H181V245L180 244H176V248L175 247H172L173 245H170V246H168V244H171L170 242ZM176 241V242H175ZM183 241V242H182ZM211 241V242H210ZM222 241H224V245H222L221 246V242ZM233 242V244H232V242ZM262 241V242H261ZM71 242V243H70ZM126 243V244H124V243ZM165 242H167V243H165ZM203 242H205V243H203ZM219 242V243H218ZM231 243V245L233 246V248H232V246L230 245V248H227V245H228V247H229V244ZM241 242H244L245 244L244 245H247V246H244L243 245V243H241ZM255 242L257 243V245H255ZM53 243H55V244H53ZM79 243V242H78ZM112 243V242H111ZM123 243V244H122ZM202 244V245H200V244ZM226 243V244H225ZM57 244V245H56ZM60 244V245H59ZM190 244H188V246H191ZM193 244V245H194ZM217 244H219V245H217ZM239 244H241V245H239ZM65 245V246H64ZM78 245V246H77ZM214 245H217L216 247L214 246ZM226 245V246H225ZM242 245L244 246V247H246V248H244L246 251H244L243 250V248H240V246L242 247ZM56 246V247H55ZM101 245H98V247H97V256H98V258H99V260H100V262L102 261V264H113L114 262H113V260L114 259H111V257L110 256H108L107 255V251L106 250H102L103 249V247H100ZM126 246V247H125ZM180 246V247H179ZM213 246V247H212ZM218 246L220 247V248H223V247H225V248H223V249H221V251H223V254L222 253H220L221 251L219 250L218 252L216 251V249L218 250ZM248 246H249V248H248ZM253 246H255V247H257V250L258 251H256V248H254V250H255V252L257 253H261L262 254V252L261 251H263V254L261 255H258V257H260L261 258V256H263L261 259H260V261L261 262H257V260L259 261V258L257 257V255H256V253L254 252V250H253ZM81 247L83 248L82 249V251H81ZM122 247L124 248V249H122ZM130 248L129 250H128V248ZM237 248L236 249V251H235V253H234V250H235V248ZM65 248V249H64ZM72 248V249H71ZM125 248H127V250L125 249ZM152 248H153V251L151 252V250H152ZM159 248H160V250H159ZM175 248V249H174ZM193 248H195V247H193ZM192 248V246H191V249H193ZM212 248V249H211ZM260 248H261V250H260ZM61 249V250H60ZM71 249V250H70ZM79 249V250H78ZM161 249L163 250V252L165 253L164 254V257H163V252L161 251ZM173 249V250H172ZM195 249H198L197 247L195 248ZM225 249H227V250H225ZM229 249H230V251L233 249V251H231V254H229L230 252H229ZM240 249L241 250H243V255H245L246 253H248V252H251V253H248V254H250V255H254V253H255V255H254V257H255V260H256V262H255V260L253 261V257L252 256H250V255H248V259H247V255H245L246 257H244L243 258V255H242V253L240 252ZM64 250V251H63ZM120 250H121V252H123V255H122V253H120ZM124 250V251H123ZM156 250V251H155ZM158 250L160 251V252H158ZM199 250V249H198ZM215 250V251H214ZM251 250V251H250ZM54 251V252H55ZM128 251V252H127ZM134 251H136V250H134ZM176 251H179V250H176ZM176 251H173V253H176ZM180 251V252H181ZM194 251H197V250H194ZM226 251H228L229 253H227ZM248 251V252H247ZM65 254H64V253ZM71 252H73V253H71ZM137 253H138V250L136 251ZM141 252V253H140ZM156 252V253H155ZM227 254H226V253ZM234 254H233V253ZM238 252H239V254H241V256L239 255H236V254H238ZM246 252V253H245ZM61 253H62V255H61ZM84 253H85V255H84ZM128 253V254H127ZM146 253V254H145ZM150 253H151V255H150ZM153 253V254H152ZM158 253H161V255L160 254H158ZM184 253V252H183ZM183 253H181V254H183ZM187 253V252H186ZM218 253V254H217ZM224 253H225V255L227 256V257H229V260H228V258L227 257H225V256H222V255H224ZM245 253V254H244ZM58 254H60V255H58ZM130 254H132V253H130ZM176 254H178V253H176ZM180 253H179V255L182 257V256H185V255H181ZM220 254H221V257H223V258H221V259H219L220 258ZM233 254V255H232ZM64 255V256H63ZM130 257H129V256ZM148 255V256H147ZM234 256L233 258H232V256ZM62 256V257H61ZM86 256V257H85ZM108 258H107V257ZM117 256H118V254H117ZM161 256V257H160ZM214 256H215V254H214ZM235 256H237L238 258L239 257H241V259L239 258V261H238V258L237 257H235ZM250 256V257H249ZM64 257V258H63ZM88 257V258H87ZM116 257V256H115ZM149 257H150V259H149ZM164 259H163V258ZM68 258V259H67ZM237 258V259H236ZM246 258V259H245ZM252 259L251 260V262H250V259ZM86 259V260H85ZM245 259V260H244ZM68 260H69V262H71V263H69L68 262ZM74 260V261H73ZM98 260V261H99ZM107 260H109V261H107ZM152 260V261H151ZM155 260V261H154ZM60 261V262H61ZM88 261V262H87ZM181 261V260H180ZM226 261V262H225ZM67 262V263H66ZM125 262H123V263H121V264H128L127 262L125 263ZM135 262V263H134ZM154 262V263H153ZM162 262H164V263H162ZM184 261H181L180 262V264H182ZM255 262V263H254ZM130 263V264H131ZM173 264L175 263V262H172ZM178 262H176V264H177ZM223 264V261L222 262H220V264ZM232 263V264H233ZM238 263V264H239ZM1 264V263H0ZM101 264V263H100ZM116 264H120L119 262L118 263H116ZM166 264H168V263H166ZM171 264V263H170ZM184 264H185V262H184ZM247 264V263H246Z\"/></svg>","mask_w":264,"mask_h":264},{"label":"bare ground","instance_id":"2","mask_svg":"<svg viewBox=\"0 0 264 264\" xmlns=\"http://www.w3.org/2000/svg\"><path fill=\"white\" fill-rule=\"evenodd\" d=\"M116 1V0H115ZM167 1H169V0H167ZM173 1H175V0H173ZM177 1V0H176ZM183 1V0H182ZM186 1V0H185ZM189 1H191V0H189ZM189 1L187 2V3H189ZM209 1V0H208ZM208 1H206V2H208ZM212 1V0H211ZM214 1L215 0H213L212 2L214 3ZM218 2L217 3H220L219 2V0H217ZM227 2H225V3H227V4H221L222 6H221V8H218V11H219V14H221V16L218 14V13H215V15L216 14H218V17H215V15H212L213 14V6H212V8H211V11H210V9H207V7L209 8L211 5H213V3L212 2H208V3H212V4H207L206 6V8H204V9H206L207 11L209 10V12L206 14V12L204 13V12H199V14L197 13V15H196V13L194 14L190 9L189 10H187V11H185L184 12V16L185 17H182V15L183 14H180L181 16H178V17H180V18H177L176 17V15H175V13H174V10L172 11V12H170L171 14H169V13H166L164 10V12L163 13H165V14H169L168 15V17H167V19H166V21H168V23L170 24V23H172V25L175 27L174 29H176V30H179V32H182V33H188L189 34V37L190 36H192V37H194L195 38V41H196V43H197V39H200V37H203V36H205V35H209V36H211V37H208V39H210V40H212V41H199L200 43L197 45V44H195V45H197V46H199V47H197V51H198V48L200 49V51H202V50H204V49H209V50H211V52H209V53H211L209 56H206L207 55V51H206V55H204V56H206L207 58L208 57H210L209 59H208V61L206 62V63H204V66L202 65V61L204 60L205 61V59H203V57H199L200 55H203L202 54V52H200L201 54L199 55V52L197 53L196 52V54H198L199 56V58H197L195 55H194V52H193V55L196 57V59L197 60H200L201 62H198V64H200L201 66H203L202 68L204 69V67L206 68V66H210L208 69H212L213 70V67L215 68V67H220V68H226V67H228V69L230 70V67L234 70V71H236L237 72V77H235V80L237 79L238 80V84L236 85V83H235V87L236 86H240V87H242V86H244L246 83H247V76L249 75H247L246 73H245V71L243 72V66H242V63H241V59L243 58V57H246V59H244V60H246V62H247V60L249 61V59H252V60H256V58H258V57H262V59L264 58V6H262L261 5V3H259L258 2V0H240V3L237 1V0H226ZM242 1V2H241ZM261 1V0H260ZM111 1L110 0H0V36L3 38V42L2 43H5V44H7V46H5V47H8L9 48V52H8V54L7 55H11V56H13V53H18L19 52V50L18 51H16V49H15V51H14V47L15 48H17V45H19V40H22V38L23 37H25V35L22 33V35H24V36H21V28L23 27V26H25V28L24 29H26L25 30V32H27L28 33V31H30V30H33L34 31V29H36L37 27H43V28H46L45 29V32H47L48 31V33H52V34H54V37H55V33L57 34V35H60V37L62 38V39H64V40H66V41H68L69 42V40H72L73 41V39L75 40V38L77 37V39L79 40V38H80V36H82L81 35V31L82 32H84L85 30H87V27H88V25H86L87 27H86V29L83 31V28H82V26L84 25V23H87V19H90V21L92 22V21H96V24L98 25V23H97V20L96 19H98V18H96L97 17V14L100 12V11H102L104 8H106V7H108V5L109 4H111L110 3ZM163 2H165V1H163ZM172 2V1H171ZM204 3H205V1H203ZM177 3V2H176ZM184 3V2H183ZM255 3V4H254ZM164 4H166V3H164ZM185 4V3H184ZM203 4V3H202ZM206 4V3H205ZM215 4H216V2H215ZM260 4V5H259ZM167 5V4H166ZM225 5V6H224ZM115 6V5H114ZM164 6V5H163ZM178 6V8L180 7L179 5H177ZM189 6V5H188ZM205 6V5H204ZM215 6H217V4L215 5ZM215 6H214V8H215ZM128 7V6H127ZM156 7V6H155ZM190 7V6H189ZM219 7H220V4H219ZM223 7V8H222ZM225 7V8H224ZM185 8V7H184ZM192 9V8H191ZM202 9V8H201ZM106 10H107V8H106ZM145 10V9H144ZM155 10V9H154ZM169 10V9H168ZM167 10V11H168ZM171 10V9H170ZM128 11V10H127ZM199 11V10H198ZM215 11H216V8H215ZM217 11V12H218ZM103 12V11H102ZM102 12H100V17L102 16ZM132 12V11H131ZM145 12V11H144ZM151 12V11H150ZM157 12H158V9H157ZM175 12H177V14H179L180 12H178L177 10L175 11ZM182 12H183V10H182ZM160 13H162V11L160 12ZM158 14V15H163V13L162 14ZM173 13V14H172ZM123 14H124V12H123ZM141 14H143V13H141ZM140 14V15H141ZM164 14V15H165ZM211 15V16H213V18L211 17V18H209V16H207V15ZM125 15H127V13H125ZM145 15V14H144ZM149 15V14H148ZM155 15V14H154ZM153 15V16H154ZM163 15V16H164ZM108 16V15H107ZM142 16V15H141ZM163 16H162V18H159L158 16V18H157V20L159 19H162L163 20ZM166 16V15H165ZM125 17V16H124ZM143 17V16H142ZM155 17V16H154ZM161 17V16H160ZM174 17L175 18V20H177V21H175L174 22V20H172V18ZM182 17V18H181ZM145 18H147V17H145ZM144 18V19H145ZM192 18H195L196 20L195 21H190L189 19H192ZM119 19V18H118ZM135 19H138V18H135ZM202 19H207L206 20V23L207 24H205V22L202 20ZM101 20V19H100ZM108 20V19H107ZM133 20V19H132ZM155 20V19H154ZM165 20V19H164ZM90 21H88V23H90ZM149 21V20H148ZM153 21V20H152ZM166 21H164V22H166ZM107 22H109V21H107ZM134 22H136V21H134ZM146 22V21H145ZM157 22V21H156ZM158 22H160V21H158ZM162 22V21H161ZM130 23H132V22H130ZM144 23V22H143ZM149 23V22H148ZM96 24H95V26L94 25H90V27L91 26H94V27H96ZM101 24V23H100ZM115 24V23H114ZM125 24V23H124ZM153 24V23H152ZM151 24V25H152ZM242 24H244V25H248V27H249V29L250 30H248V31H252L251 33H253L254 32V34H256L257 35V33L259 34V36H257V40L256 39H254V35L252 34V38L250 39V35H249V32L247 33L248 35H249V37H247L246 35L244 36V34H243V32H241L238 28H237V25H238V27L240 28L241 27V25ZM84 25V26H85ZM133 25V24H132ZM155 25L157 26V25H159V24H156L155 23ZM163 25H165V24H163ZM83 26V27H84ZM106 26V25H105ZM145 26H146V23H145ZM234 26H236V27H234ZM98 27V26H97ZM121 27V26H120ZM129 27V26H128ZM147 27H149L148 25L146 26V28ZM152 27H153V25H152ZM158 27V26H157ZM160 27H162V24L160 25ZM247 27V26H246ZM42 28V29H43ZM142 28H143V26H142ZM146 28H144L146 31H147V29ZM149 28H151V27H149ZM154 28V27H153ZM152 28V29H153ZM159 28V27H158ZM167 28V27H166ZM170 28V27H169ZM168 28V29H169ZM225 28H237L239 31H237V29H235L237 32L236 33H234V29L232 30V32H231V30H229V32H230V34H229V32H228V34L226 35V33L227 32H225L224 31V29ZM243 28V27H242ZM24 29H22V30H24ZM37 29H40V28H37ZM90 29V28H89ZM89 29H88V31H89ZM95 29V28H94ZM161 28H159V29H157V30H160ZM241 29V28H240ZM245 29H247V28H245ZM41 30V29H40ZM39 30V31H40ZM47 30V31H46ZM113 30V29H112ZM133 30V29H132ZM131 30V31H132ZM156 30V29H155ZM169 30H171V29H169ZM168 30V31H169ZM242 30V29H241ZM244 30V29H243ZM36 31V30H35ZM92 33H93V28H92ZM119 31V30H118ZM145 31V32H146ZM151 31V30H150ZM150 31H149V33H150ZM153 31H154V29H153ZM164 31V30H163ZM166 31H167V29H166ZM167 31V32H168ZM226 31H228V30H226ZM38 32V31H37ZM36 32V33H37ZM124 32H127L126 31V29H125V31ZM124 32H120V34L121 33H123V35H120V36H122V39H123V41H125V43H126V41H128V35H124ZM136 32V31H135ZM148 32V31H147ZM143 33V36H142V39L141 40H139L138 42H136L137 43V45H139V47L136 45H134V46H132V47H135V49L137 50V54L136 55H138L139 57H142V60H143V62H141L140 63V66H141V68H142V70H144V73L142 74V75H144V74H147L146 76H145V80H146V83H145V86H147L146 88L148 89L149 88V90H150V88H156V87H160V86H162V81H161V79H159L158 80V78H157V80H156V78H155V76L157 75V74H155V76H153L154 74H152L153 72L150 70V68H151V62H149V61H146V59H153V61H155L154 60V58H155V54H157V55H159L158 53H156L157 51V48H159L160 46V44L158 45V44H156L157 45V48L153 45V41L151 42L150 41V34H148V33ZM152 32V31H151ZM244 32H247L246 30L244 31ZM26 33V34H27ZM29 33H32V31L31 32H29ZM90 34H91V32H89ZM130 33H132V32H130ZM129 33V34H130ZM170 33H172V31L170 32ZM185 33V34H186ZM86 35H88L87 34V31H86V33H85ZM96 34V33H95ZM126 34V33H125ZM243 34V35H242ZM78 35H79V38H78ZM170 35V34H169ZM176 35V34H175ZM177 35H180V37L182 36V34H177ZM92 36H94V35H90V37H92ZM128 36V37H127ZM135 36V35H134ZM156 36V35H155ZM154 36V37H155ZM47 37V36H46ZM89 36H87V38H88ZM96 37V36H95ZM133 37V36H132ZM131 37V38H132ZM160 37V36H159ZM162 37V36H161ZM167 37H168V34H167ZM171 37H172V34H171ZM115 38V37H114ZM170 38V37H169ZM173 38H174V34H173ZM184 38L185 37H183V39H181L182 41L184 40ZM188 38V37H187ZM187 38H186V40H187ZM205 38H206V36H205ZM204 38V39H205ZM1 39V38H0ZM18 40V44H16L14 41L15 40ZM28 39V38H27ZM46 39V38H45ZM52 39V38H51ZM81 39V38H80ZM177 39L178 40H175V41H179V38L177 37ZM189 39V38H188ZM207 39V40H208ZM31 40H32V43L39 49V51L37 52H29L28 50L27 51H23V53L29 58V60H30V63H31V66L32 67H34V68H39V66L40 65H42L43 66V63L45 62V61H49V57L48 56H50V53H49V50L47 49V48H45V46H44V44H43V41H42V38L40 37V35L37 33V35H32L31 36ZM50 40V39H49ZM59 40V39H58ZM82 40V39H81ZM83 40H85L84 38H83ZM115 40V39H114ZM120 40H121V37H120ZM154 40H156V38L154 39ZM180 40V41H181ZM202 40V39H201ZM254 40V41H253ZM5 41V42H4ZM23 41H24V39H23ZM30 41V40H29ZM56 41V40H55ZM61 41V40H60ZM60 41H58V42H60ZM77 41V40H76ZM76 41H75V44H76ZM118 41H119V39L117 40V43H118ZM122 41V40H121ZM131 41V40H130ZM135 41V40H134ZM137 41V40H136ZM185 41V40H184ZM255 41H257V42H255ZM160 42V41H159ZM187 42V41H186ZM194 42V41H193ZM1 43V41H0V45L2 44ZM45 43V42H44ZM119 43H120V41H119ZM128 43V42H127ZM130 44H131V42H129ZM188 43V42H187ZM190 43H192V42H190ZM4 44V45H5ZM20 44H22V42L20 43ZM28 44V43H27ZM103 43H101V45H102ZM123 44V43H122ZM134 44V43H133ZM179 44V43H178ZM66 45V44H65ZM73 45V44H72ZM93 45H94V43H93ZM106 45V44H105ZM126 45V44H125ZM183 45H185V44H183ZM189 45V44H188ZM77 46H81V45H77ZM96 46V45H95ZM159 46V47H158ZM191 46V45H190ZM193 46V45H192ZM2 47V46H1ZM19 47V46H18ZM47 47H49V46H47ZM92 47H94V46H92ZM120 47V46H119ZM127 47H129L128 46V44H127ZM131 47V46H130ZM184 47V46H183ZM186 47V46H185ZM7 48V49H8ZM36 48V49H37ZM50 48V47H49ZM71 48V47H70ZM78 48V47H77ZM85 48V47H84ZM155 48H156V50H155ZM163 48V47H162ZM194 48V47H193ZM4 49V48H3ZM6 49V48H5ZM79 49V48H78ZM103 49V48H102ZM104 49H106L105 47H104ZM112 49V48H111ZM185 49V48H184ZM184 49H183V51H184ZM53 50V49H52ZM95 50V49H94ZM93 50V51H94ZM125 50V49H124ZM129 50V49H128ZM130 50H134V48H131ZM154 50V51H153ZM160 50V49H159ZM0 51H3V50H0ZM75 51V50H74ZM78 51V50H77ZM107 51V50H106ZM180 51V50H179ZM130 52V51H129ZM127 53V51H126V54H124L125 53V51H124V56L122 57V58H120V60H122V61H124V63H119V62H117V60H114V59H112V60H114V62H115V64L116 65H119V66H122V69H123V66H125V68H128V66H130L129 65V63H131V62H129L130 60H129V58H131L132 57V54H134V52H135V50H134V52L133 53H131V57H129V54L130 53ZM182 52V51H181ZM2 53V52H1ZM5 54H6V52H4ZM62 53V52H61ZM71 53V52H70ZM105 53V52H104ZM136 53V52H135ZM48 54V55H47ZM94 54V53H93ZM97 54V53H96ZM102 54V53H101ZM204 54H205V51H204ZM76 55V54H75ZM109 55V54H108ZM136 55H134L133 57H135ZM165 55H167V54H165ZM180 55V54H179ZM53 56V55H52ZM94 56H96V55H94ZM122 56V55H121ZM120 56V57H121ZM137 56V57H138ZM154 56V57H153ZM162 57V56H161ZM178 57V56H177ZM186 57H189V56H186ZM195 57H192V55L190 54V58H194L195 59ZM53 58V57H52ZM73 58V57H72ZM91 58V57H90ZM89 58V60H91ZM180 58H181V56H180ZM184 58V57H183ZM183 58H181V59H183ZM201 58L203 59V60H201ZM54 59V58H53ZM68 59V58H67ZM95 59H97V58H95ZM118 59V58H117ZM135 59V58H134ZM136 59H139V58H136ZM176 59V58H175ZM181 59L180 60H178V61H181ZM259 59V58H258ZM3 60V59H2ZM133 60V59H132ZM139 60H141V59H139ZM138 60V61H139ZM157 60V59H156ZM188 61H191V59L189 60V58L187 59ZM197 60H196V62H197ZM12 61V60H11ZM10 61V62H11ZM54 61V60H53ZM69 61V60H68ZM92 62H93V59L91 60ZM95 61V60H94ZM152 61V62H153ZM185 61V60H184ZM182 62L181 61V63L183 64V63H185L184 65H186V64H188V63H186V62ZM187 61V62H188ZM192 61H194L195 62V60H193L192 59ZM260 61V60H259ZM6 62V61H5ZM13 62V61H12ZM55 62V61H54ZM53 62V63H54ZM64 62V61H63ZM102 62V61H101ZM133 62V61H132ZM173 62V61H172ZM192 63V64H195V63ZM255 62V61H254ZM253 62V64H252V66L254 65V68H252L251 67V65H250V68H252V70L253 69H256L258 66H256L255 65V63ZM261 62V61H260ZM19 63H21V62H19ZM48 63V62H47ZM78 63V62H77ZM108 63V62H107ZM113 63V62H112ZM111 63V65H113ZM158 63V62H157ZM180 63V64H181ZM190 63L191 62H189V66H191L190 65ZM7 64H8V61H7ZM15 65H18V64H16V63H14ZM58 64H59V62H58ZM63 64V63H62ZM61 64V65H62ZM80 64V63H79ZM102 64V63H101ZM108 64H110V63H108ZM137 64V63H136ZM181 64V65H182ZM197 64V65H198ZM250 64V63H249ZM256 64H258V65H260L258 62L256 63ZM45 65V64H44ZM52 65V64H51ZM55 65V64H54ZM100 65V64H99ZM110 65V66H111ZM133 65H135V64H132V66ZM153 65V64H152ZM196 65V64H195ZM247 66H248V64H246ZM263 64H261V66H262ZM8 66H12V64L11 63H9V65ZM41 66V70H42V68H44V67H42ZM56 66V65H55ZM94 67L96 66V65H93ZM135 66H137V65H135ZM183 66V65H182ZM181 66V68L183 69V67ZM188 66V68H187V73H188V75H185V76H187L188 78H189V85H190V82H191V77H192V75L194 76L195 75V71H196V69L198 70L199 69V67L198 66H196V67H194V66H191V67H189ZM200 66V67H201ZM238 66L239 67H241L242 66V68H240L241 70L239 71L238 69ZM260 66V67H261ZM91 67V66H90ZM93 67V68H94ZM106 67V66H105ZM114 67V66H113ZM116 67V66H115ZM138 67V66H137ZM185 67H187V66H185ZM256 67V68H255ZM260 67H258V68H260ZM33 68V69H34ZM111 68V67H110ZM153 68H154V66H153ZM202 68H200V69H202ZM257 68V69H258ZM261 68H263V66L261 67ZM56 69V68H55ZM59 69V68H58ZM73 69H75V68H73ZM89 69V68H88ZM91 69V68H90ZM107 69H108V67H107ZM152 69V68H151ZM177 69V68H176ZM180 69V68H179ZM199 69V70H200ZM202 69V70H203ZM207 69V71H208V73L210 72L209 70ZM216 69V68H215ZM232 69H231V71H232ZM249 69V68H248ZM264 69V68H263ZM44 70V69H43ZM66 70V69H65ZM68 70V69H67ZM83 70V69H82ZM104 70V69H103ZM106 70V69H105ZM110 70H113V69H110ZM118 70V69H117ZM127 70V69H126ZM135 70H136V68H135ZM181 70V69H180ZM198 70V71H199ZM224 70V69H223ZM250 70V69H249ZM261 70V69H260ZM2 71V70H1ZM53 71V70H52ZM56 71V70H55ZM74 71V70H73ZM86 71H87V69H86ZM116 71V70H115ZM120 71V70H119ZM123 71V70H122ZM128 71V70H127ZM154 71V70H153ZM178 71V70H177ZM183 71V70H182ZM184 71H185V69H184ZM207 71H206V73H207ZM214 71V70H213ZM220 71V73H221V70H219ZM226 72H227V70H225ZM263 71V70H262ZM77 72V71H76ZM81 72V71H80ZM88 73H89V71H87ZM87 72H85L86 74H88ZM93 72V71H92ZM91 72V73H92ZM101 72V71H100ZM131 72H134L133 71V69H132V71ZM164 72V71H163ZM181 72V71H180ZM202 72V71H201ZM212 72V71H211ZM210 72V73H211ZM226 72H224V73H226ZM240 72H242L243 74H244V76L242 75V73H240ZM246 72H249V71H247L246 70ZM250 72H251V70H250ZM260 72V71H259ZM259 72H257V73H259ZM264 72V71H263ZM3 73V72H2ZM6 73H7V70H6ZM29 74H30V72H28ZM43 73V72H42ZM109 73L111 74V72L109 71ZM113 73V72H112ZM117 73V72H116ZM120 73H122V72H120ZM140 73V72H139ZM181 73H183V72H181ZM198 73V72H197ZM196 73V74H197ZM200 73V72H199ZM197 74V75H200V74ZM204 73V72H203ZM207 73V74H208ZM214 73V72H213ZM228 73H229V71H228ZM231 73V72H230ZM233 73V72H232ZM235 73V72H234ZM232 74V75H234L235 76V74ZM256 73V75H258ZM21 74V73H20ZM19 74V75H20ZM27 74V73H26ZM28 74V75H29ZM32 74V73H31ZM85 74V75H86ZM102 74V73H101ZM126 76H127V74L126 73H124ZM138 74V73H137ZM165 74H169V73H167V72H165ZM215 74H218L217 72H215ZM221 74H223V72L221 73ZM240 74V75H239ZM254 74H255V72H254ZM23 74H21V76H22ZM25 75V74H24ZM23 75V76H24ZM44 75H46L45 74V72H44ZM94 74H92L91 76H93ZM106 75H107V72H106ZM130 75V74H129ZM135 75V74H134ZM138 75H140V74H138ZM141 75V76H142ZM158 75L160 76V74L158 73ZM174 75V74H173ZM183 75V76H184ZM204 75V74H203ZM202 75V76H203ZM208 75H210V74H208ZM225 75V74H224ZM231 74H229L228 76H230ZM252 75V72L250 73V76ZM5 76L6 75H4V74H1L0 75V82H2V83H6L7 81H8V77H6L5 78ZM8 76V75H7ZM31 76V75H30ZM29 76V77H30ZM78 76H80V75H78ZM90 76V75H89ZM88 76V77H89ZM90 76V77H91ZM95 76V78H96V76L97 75H94ZM141 76H140V79H141ZM162 76V75H161ZM178 76H180V75H178ZM190 76V77H189ZM201 76V75H200ZM202 76H201V78H202ZM215 75H211V76H209V78L210 77H214ZM218 76V75H217ZM226 76V75H225ZM228 76H226V77H228ZM32 77V76H31ZM33 77H34V75H33ZM37 76H35V79L34 80H29V83H31V85H34V86H32V87H35V88H37L38 86V84L40 83L39 82V77L38 78H36ZM81 77V76H80ZM87 77V76H86ZM86 77H85V79H86ZM98 77V76H97ZM120 77H122V76H120ZM125 77V76H124ZM123 77V78H124ZM129 77V76H128ZM127 77V78H128ZM139 77V76H138ZM169 77V76H168ZM186 77V78H187ZM195 77L197 78V76L195 75ZM195 77H194V79L193 80H195ZM204 77H206V74L204 75ZM203 77V78H204ZM254 77H256V76H254ZM21 78V77H20ZM26 78H28V77H26ZM95 78H93V79H95ZM122 78V79H123ZM184 78V77H183ZM187 78V79H188ZM208 78V77H207ZM206 78V80H207V82H208V79ZM211 78V79H212ZM224 78V77H223ZM233 78V76L231 77V79ZM249 78H251V77H249ZM257 78H259L258 76H257ZM260 78H261V75H260ZM17 79H19V78H17ZM16 79V80H17ZM92 79V78H91ZM130 78H128V80H129ZM142 79H144L143 78V76H142ZM171 79V78H170ZM177 79V78H176ZM214 79V78H213ZM229 79V78H228ZM230 79V80H231ZM263 79H264V77H263ZM16 80H15V83H17V85H18V83H20L19 81H17L16 82ZM20 81H21V79H19ZM23 80H25L26 81V79H25V76H24V79ZM28 80H27V83L26 84H29L28 83ZM44 80V79H43ZM75 80H76V78H75ZM74 80V81H75ZM99 80V79H98ZM124 80V79H123ZM128 80H126V81H128ZM174 80H175V78H174ZM173 80V81H174ZM179 80H180V78H179ZM204 80V79H203ZM220 80H221V78H220ZM236 80V81H237ZM254 80V78L252 79V81ZM256 80V79H255ZM10 81V80H9ZM86 81H88V80H86ZM93 81H95V80H93ZM107 81V80H106ZM161 83H160V82ZM183 81H184V79H183ZM210 81H212V80H210ZM226 81V80H225ZM228 82H229V80H227ZM234 81V80H233ZM260 81V80H259ZM123 82V81H122ZM125 82V81H124ZM123 82V83H124ZM157 82H159L161 85H159V86H156L157 85ZM164 82V81H163ZM186 82H187V80H186ZM212 82H214V80L212 81ZM222 82H223V80H222ZM221 82V83H222ZM232 82V81H231ZM255 82V81H254ZM261 82V84H262V81H260ZM9 83V82H8ZM24 83V82H23ZM76 83V82H75ZM96 83V82H95ZM104 83V82H103ZM143 83V82H142ZM143 83V84H144ZM170 83H172V82H170ZM177 83H179L178 81H177ZM183 83V82H182ZM193 83H194V81H193ZM199 84L200 82L199 81H196V84ZM230 83V82H229ZM229 83H227V84H229ZM1 84V83H0ZM44 84V83H43ZM82 84V83H81ZM132 84H133V82H132ZM135 84V83H134ZM172 84H174V82L172 83ZM185 84V83H184ZM187 84V83H186ZM197 84V85H198ZM203 84H205V83H203ZM202 84V85H203ZM209 84H210V82H209ZM208 83H207V85H209ZM219 84H220V82H219ZM233 84H234V82H233ZM248 84V83H247ZM260 84V83H259ZM263 84H264V81H263ZM4 85V84H3ZM16 85V84H15ZM16 85V86H17ZM42 85V84H41ZM45 85V84H44ZM195 85V84H194ZM196 85V86H197ZM201 85V86H202ZM206 85V84H205ZM206 85V88L208 87ZM231 85H232V83H231ZM255 85V84H254ZM254 85H252V86H254ZM15 86V87H16ZM30 86V85H29ZM29 86H27V87H25V84H24V89L25 88H27V90H29L28 89V87ZM39 86H40V84H39ZM144 86V85H143ZM143 86H141V87H143ZM166 86H167V84H166ZM165 86V87H166ZM191 86V85H190ZM200 86V85H199ZM199 86H197L198 88H199ZM210 86V85H209ZM229 86V85H228ZM246 86V85H245ZM249 86V85H248ZM255 86H257V85H255ZM8 87V85L6 86V88ZM19 87H20V85H19ZM31 87V86H30ZM42 87V86H41ZM106 87H107V85H106ZM105 87V88H106ZM141 87H139V89L141 90ZM213 87V86H212ZM232 87V86H231ZM250 87V86H249ZM0 88H2L1 86H0ZM11 88V87H10ZM17 88V87H16ZM21 88H22V85H21ZM44 88V87H43ZM168 88V87H167ZM186 88H187V86H186ZM185 88V89H186ZM206 88H204V89H206ZM244 88V87H243ZM242 88V89H243ZM253 88H255V87H253ZM256 88H258V86L256 87ZM261 88V87H260ZM23 89V90H24ZM74 89V88H73ZM125 89V88H124ZM142 89H145V87H143ZM160 89V88H159ZM165 89V88H164ZM197 89V88H196ZM201 89V88H200ZM203 89V88H202ZM237 89V88H236ZM247 89H249V88H247ZM250 89H251V87H250ZM262 89V88H261ZM10 90V89H9ZM26 90V89H25ZM33 90V89H32ZM39 90H40V88H39ZM42 90V89H41ZM153 90V92L154 91H157V90H155V89H152ZM199 90V89H198ZM196 90L198 93H199V91H200V93H201V90ZM245 90V89H244ZM243 90V91H244ZM264 90V89H263ZM262 90V91H263ZM20 91V90H19ZM43 91H45V90H43ZM48 91V90H47ZM188 91V90H187ZM195 91V90H194ZM204 91V93L206 92L205 90H203ZM202 91V92H203ZM234 91H236V90H234ZM246 91V90H245ZM12 92V91H11ZM37 92H38V90H37ZM41 92V91H40ZM52 92V91H51ZM145 92V91H144ZM149 92V91H148ZM166 92V91H165ZM260 92H261V90H260ZM4 93H5V91H4ZM6 93H8V92H6ZM25 93V92H24ZM30 93H36V92H30ZM42 94H43V96H44V93H45V95H46V92H41ZM157 93H159L158 91H157ZM163 93V92H162ZM173 93V92H172ZM171 93V94H172ZM191 93H193V92H191ZM207 93V92H206ZM18 94H20L16 89L13 91V93H12V95L13 96H11V98L12 97H14L15 95H18ZM23 94V93H22ZM21 94V95H22ZM40 94V93H39ZM47 94H48V92H47ZM58 94V93H57ZM62 94V93H61ZM65 94V93H64ZM74 95H75V93H73ZM77 94V93H76ZM114 94V93H113ZM148 94V93H147ZM154 94V93H153ZM160 94H161V91H160V93H159V96H160ZM187 94V93H186ZM189 94H190V92H189ZM263 95H260L261 97L263 96L264 97V91H263V93H262ZM29 95H31V94H29ZM53 95H55V94H53ZM53 95H51V93L49 94V96H51L50 98H52V96ZM69 95V94H68ZM67 94H66V96H68ZM70 95H72V92H71V94ZM73 95V96H74ZM81 95H82V93H81ZM126 95V94H125ZM134 95V94H133ZM146 95V94H145ZM149 95V94H148ZM152 95V94H151ZM150 95V96H151ZM157 95V94H156ZM165 95H166V93H165ZM198 95V94H197ZM259 95V94H258ZM28 96V95H27ZM32 96V95H31ZM33 96H38V94H36V95H33ZM32 96V97H33ZM49 96H47V98L49 97ZM61 96H62V100L61 101H58V104L57 103H55V104H53V105H55V106H60L59 105V103L60 104H62V105H65V106H69L70 105V108H71V106L75 109V107L76 106H78V105H71V102H69L70 100H68V99H66L63 95H60V98H61ZM249 96V95H248ZM9 97V96H8ZM16 97V96H15ZM36 97H33V101H34V98H35V100L37 99ZM40 97H41V94H40ZM40 97H38V99L37 100H39L40 99ZM44 97H46V96H44ZM43 97V98H44ZM55 97V96H54ZM53 97V98H54ZM57 97H59V96H57ZM56 97V98H57ZM69 97V96H68ZM71 97V96H70ZM75 97H76V95H75ZM148 97V96H147ZM161 97V96H160ZM196 97V96H195ZM254 97V96H253ZM259 97V96H258ZM18 98V97H17ZM17 98H15V99H13V100H17ZM21 98H22V96H21ZM20 98V100H22ZM27 98H29V97H27ZM31 98V97H30ZM80 98V97H79ZM149 98L150 97H148L147 99H148V102H149ZM152 99L154 98V96L153 97H151ZM150 98V99H151ZM156 98H157V96H156ZM155 98V99H156ZM252 98V97H251ZM42 99V98H41ZM40 99V100H41ZM59 99V98H58ZM133 99V98H132ZM144 99V98H143ZM147 99L146 100H144L145 102L147 101ZM160 99V98H159ZM250 99V98H249ZM258 99H260V98H258ZM264 99V98H263ZM23 100H25V98L23 99ZM31 100V101H32ZM92 100V99H91ZM126 103H127V101L125 100V98L123 99ZM240 100V99H239ZM248 100V99H247ZM256 100V99H255ZM254 100V101H255ZM10 101H11V99H10ZM27 101V100H26ZM31 102V103H34V102ZM42 101V100H41ZM41 101H40V103H41ZM45 101H46V103L47 102H50V100H48L47 101V99H45L44 98V100H43V103H45ZM53 101H55V100H53ZM133 101V100H132ZM137 101V100H136ZM167 101H169V100H166V102ZM246 101V100H245ZM14 102V101H13ZM17 102V101H16ZM15 102V104H17L18 105V103H16ZM20 102V101H19ZM28 102V104H26L25 105V107L24 108H27V110H29L30 109V112L32 111V109L31 108H33L34 106H32L31 104H30V102H29V100L27 101ZM74 102V101H73ZM79 102H81V101H79ZM129 103H130V101H128ZM152 102H154V101H152ZM166 102L164 101V103L166 104ZM170 102V101H169ZM247 102H249V101H247ZM24 103V102H23ZM22 102H20L19 104H23ZM36 103V102H35ZM53 102L51 101V104H52ZM132 103V102H131ZM134 104H135V102H133ZM132 103V104H133ZM144 103V102H143ZM255 103V102H254ZM10 104V103H9ZM14 104V103H13ZM38 106L39 105H41V104H39V102L37 101V103H36ZM36 104H35V106H36ZM47 104H50V103H47ZM57 104V105H56ZM89 104V103H88ZM92 104V103H91ZM90 104V105H91ZM133 104V105H134ZM137 104V103H136ZM135 104V105H136ZM147 104V103H146ZM149 105L151 104V103H148ZM169 104H171V103H168V105ZM207 104V103H206ZM206 104H202L201 106H198V107H196V109H194L193 107H195V105L192 107L194 110H190L189 112H191V114L192 113H195L196 111L197 112H201L202 114L204 113V112H208L209 111V106L208 105H206ZM256 104H258V103H256ZM44 105V104H43ZM42 105V106H43ZM53 105H51V107L53 108ZM80 106H81V104H79ZM98 105V104H97ZM96 105V106H97ZM129 105V104H128ZM127 105V106H128ZM140 105H144V104H140V102H139V106ZM157 105V104H156ZM158 105H160V104H158ZM174 105V104H173ZM228 105V104H227ZM262 105H264V104H262ZM20 106V108H22L21 107V105H19ZM67 106V107H68ZM75 106V107H74ZM79 106V107H80ZM88 106V105H87ZM126 106V107H127ZM130 106V105H129ZM145 106V105H144ZM153 106V105H152ZM163 106H164V104H163ZM171 106H172V104H171ZM189 105H187V107H188ZM197 106V105H196ZM231 105H229V107H230ZM234 106H235V104H234ZM241 106V105H240ZM243 106H244V104H243ZM13 107V106H12ZM41 107V106H40ZM48 107V106H47ZM47 107H42V108H44V110H43V113H44V111H45V109L47 108ZM100 107V106H99ZM132 107V106H131ZM141 107V106H140ZM150 107V106H149ZM162 107V105H160L159 106V108H161ZM165 107H169V106H167V105H165ZM165 107H164V109H165ZM212 107V106H211ZM210 107V108H211ZM219 107H221V106H219ZM218 107V108H219ZM225 107H227V106H225ZM253 107H254V105H253ZM264 107V106H263ZM20 108H18V109H20ZM35 108V107H34ZM39 108V107H38ZM37 108V109H38ZM41 108V109H42ZM50 107H48V109H49ZM50 109L49 111H51V110H53V109ZM59 108V107H58ZM136 108V107H135ZM156 108H157V106H156ZM170 108V107H169ZM177 108V107H176ZM191 107L190 108H188V109H192ZM241 107H239V109H240ZM244 108V107H243ZM242 108V109H243ZM260 108V107H259ZM3 109V108H2ZM61 109H63V108H61ZM77 109V108H76ZM75 109V110H76ZM82 109H83V107H82ZM87 109H88V107H87ZM97 109H99V108H97ZM108 109V108H107ZM148 109V108H147ZM152 109H153V107H152ZM151 109V107H150V109L149 110H152ZM155 109V108H154ZM152 110V112L154 111V112H156L157 110ZM171 109V108H170ZM173 109H175L174 107H173ZM178 109H180V107L179 108H177V110ZM226 109V108H225ZM229 109V108H228ZM235 109V108H234ZM248 109V108H247ZM26 110V109H25ZM34 110V109H33ZM39 110V109H38ZM60 110V109H59ZM65 110H66V108H65ZM64 110V111H65ZM70 110V109H69ZM72 110V109H71ZM74 110V111H75ZM80 110H81V107H80ZM80 110H79V108H78V110L77 111H79L80 112ZM86 110V109H85ZM95 110V109H94ZM116 110H117V108H116ZM223 110V109H222ZM255 110H257V109H255ZM8 111V110H7ZM37 111V110H36ZM36 111H34L33 112V114L36 112ZM46 111H47V109H46ZM45 111V113H48V111L46 112ZM58 111V110H57ZM60 111H62V110H60ZM63 111V113H61V114H63V116L62 117H64V112ZM76 111V112H77ZM82 111V110H81ZM98 113L99 112H101V110H96ZM95 111V112H96ZM110 111V110H109ZM121 111V110H120ZM120 111H119V113H117V115L119 114L120 115ZM165 111H166V109H165ZM216 111V110H215ZM235 111V110H234ZM29 112V119L31 118V120H29V122L30 123H27V124H29L27 127L25 126V125H27V124H23L24 125V127H25V129H24V131H21L20 130V128L19 127H21V128H23L22 126H21V124H19L20 126H18V128H17V125H18V123L19 122H16L14 119H12L13 118V116L11 117L10 115H8L9 113H7V115L5 114V113H1V111H0V162L2 163V165H6L7 167L9 166V167H11L12 169H13V171L15 172V175H19L20 177H22L23 179H26L27 180V185H29L28 187H29V189H31L30 191H32V193H33V196L32 195H30V193H29V195L31 196V199L29 200V203H30V201H31V205L33 206V207H36V209H37V213L39 214V216H40V219L39 220H37V218H38V216H37V218H35L34 219V217H36V215L34 214V216H33V219L32 218H30L29 220H33L32 222H34L32 225H30V228L26 225L27 224V221H26V224H25V226L26 227H28V228H26L24 225H23V227H25V228H23V227H21L22 226V224H24V222L21 224V226H19L20 224L19 223H17V225H18V227L16 226V224H14V226H9V227H7L8 225L6 224L5 225V227H7L6 228V230H5V227H3L2 229H0V263L1 264H61L62 263V261L64 260H60L59 261V257L56 255V253H58L57 251H55V249H54V251L52 250L53 248V245H52V247H50V244H49V240H50V238H51V241H52V237H49V236H54V235H56L57 233H59L58 231V227L60 226L61 228H62V225H61V219L63 220V218L65 219V220H67L66 222H67V224L68 223H71V225H73V227H74V230H75V232H77L78 234H80V237H79V240L80 241H76L77 242V244L79 245V247L80 246H82L83 248H84V252H86V254H88L89 256H90V260H88L89 261V264H102V261L100 262V260H99V258H98V256L96 255L97 254V247H98V245H101L100 247H103V249L102 250H106L107 251V255L108 256H110L111 257V259H114L113 260V264H116V263H123V262H125V259H127L126 257V254H124V256H125V258H121V254H119V250L118 249H121V247H119L120 245H121V241H122V239L125 237L126 239H124V242L126 241H128V240H130L128 237H132V241H130V243H128V244H126V243H124V244H126V245H130V246H128V247H131V249L130 248H128V250L130 249V250H132V252H130V253H132V254H130L129 253V255L131 256V257H135L136 256V259H137V261H136V264H151V263H148L147 261H148V259H147V261H145V259L143 258V257H145L144 255H142L141 254V258H140V254H139V245H137V243H136V234L134 235V236H132L135 232H133L134 230L132 229L133 227H134V224L132 225V223H131V221H132V219H133V214L135 213V212H137V213H141V215L143 216V218H145L146 220H144L143 222H144V224H149V223H153V222H155V225L157 224V226H158V224H161L160 226H163V223L165 224V227H163L164 229H165V231H162V232H166V230H167V233H168V229H178L179 228V224H181V228H184L185 227V225H186V227H187V225H189L190 227H191V225L192 226H194V228H195V225L197 226L198 225V222H199V220H200V218H202L201 219V221L203 220V221H211V225H215V224H217L218 223V219H219V217L217 216V214L220 212V211H222V209L225 211L224 212V214L225 215H228V216H224V214H223V216L224 217H226L225 219H227V217L229 218V216H234L233 218H235V215L234 214H237V213H241L242 214V212H247V211H250V215L251 216H248L249 217V220L251 219L250 217H252V220L250 221V223L247 225L248 227H253V229L255 228L256 229V231H255V234H256V232L258 233V224H260L259 223V221L261 222H263L264 221V168L262 169L263 170V172L261 173V177L259 176L260 175V172H259V175H258V178L260 177V179L258 180V183L259 184H255V183H249V182H247V183H243V182H241V181H235V179H234V181L236 182V184L237 183H239L237 186H235V182L233 181V184H232V188H231V190L230 189H228V187L226 188V186L224 187V186H221L220 185V183L217 181V179H214L213 178V175H211L212 173L211 172H213V170L212 169H217L218 170V168H220L221 170H224V171H231V174H233L234 172L232 171V169H234L235 168V165H238V164H241V162L240 163H238L237 164V162H239V161H237L236 162V160H238V159H243L244 157H242L243 156V154L241 155V148L239 147V143H237V141L239 142V138L240 137H242L243 135L246 137V135L248 136V134H246L245 135V133H247V132H249L250 133V130L253 132V130L252 129H254V130H256L257 128H258V130L260 131V134H259V136L257 137V143L259 144V146H257V143H256V147L254 148V145H252L253 146V151H252V148H251V154L253 155V154H260V155H257V156H259V158L261 157V155H263L262 157H264V111H260V113L257 115V116H252L251 115V112L249 113V112H247V113H249L247 116V120L244 122H242V120H240V118H235V117H233L232 115H231V117H233V119L231 118V121L230 122H228L227 123V127H228V133H227V135L228 136H226L225 137V135H224V138H223V141H222V145H219L218 144V139L217 140H210L211 141V144H209L210 142H209V140H208V144L211 146V148L212 147H215V146H219L220 148L219 149H217V150H215L214 151V149L215 148H213V150L210 148V150H209V155L207 154V155H203V157L202 156H200V159H202V161H204L203 162V164H208L207 166H209L210 167V173H207V174H205L204 173V175L202 176V177H196V178H191V177H187V176H184L182 173H179V172H177V170L176 169H174V168H172V167H170V169H169V167L167 168V176H165V177H161V181H160V183L158 184L157 183V185H156V183L154 184H152V183H150L149 182V180H145V178L143 177V179L140 177H137V178H135L136 177V175H134L135 177H134V180L136 179V185L137 186H135V184H134V188L133 187H131V189H130V191H128V192H125V191H119L118 192V194H117V196L121 199L122 197L124 198V199H127V203L129 204L130 203V206L132 207V208H134L135 209V211H130L128 208H127V206L125 205V206H106V205H104L103 207L102 206H100L98 203V201H96L95 200V197L98 199V197L97 196H95V195H93V194H91V192L92 193H96V191L95 192H93L92 191V189H89V191H86V192H90L89 194L90 195H92L91 197H93L94 199H91L90 200V202H89V204H92V205H94L93 207H95V208H93L92 206H91V208H93V211H90L91 209H89L90 208V205L88 204V208L86 207V203L85 202H83V199L81 198L82 197V195H80L79 194V192L77 191V190H79L80 189V187H82V186H80L79 187V185H78V187H79V189H78V187L77 188H75L76 186L73 184V185H71L70 183H69V179L70 178H68V179H64L65 181H63L62 180V178H61V180L63 181V183H61V181H60V184L61 185H56V183H57V180H58V178H56L57 176H55V174H54V172H55V170H53V168L55 169V167H52L51 166V161L48 159V157L47 158H45L44 159V157H43V154H45L46 155V152H48L47 151V148L48 147H50V146H48V145H52V146H56V145H54V142H53V140H51V137H49V139H47V136H45V135H43L42 133H41V131H39V127H38V124L40 123L39 121L36 123L35 121L36 120H38V119H40V117H41V119H40V121H43L44 122V120H42V116H39V115H37V116H39L38 117V119H36V120H34V119H32V118H35V117H33V116H35V114L34 115H32V113H30ZM52 112H54V111H51V113ZM67 112V111H66ZM69 112V111H68ZM83 112H85V111H82V114H83ZM88 112V111H87ZM92 112V111H91ZM90 112V113H91ZM94 112V111H93ZM112 112V111H111ZM123 112V111H122ZM121 112V113H122ZM161 112V110L158 112V113H160ZM229 112V111H228ZM242 112V111H241ZM24 113V112H23ZM38 113H39V111H38ZM50 113V114H51ZM58 113V112H57ZM56 113V114H57ZM78 113V112H77ZM185 113V112H184ZM183 113V115H185ZM217 113V112H216ZM227 113V112H226ZM225 113V114H226ZM237 113V112H236ZM246 113V114H247ZM30 114L32 115V117L30 116ZM42 114V113H41ZM49 114V113H48ZM68 114H72L73 115V111L72 112H70V113H67V115ZM74 114H75V112H74ZM88 114V113H87ZM105 114V113H104ZM144 114V113H143ZM151 114V113H150ZM190 114V113H189ZM196 114V113H195ZM194 114V115H195ZM234 114V113H233ZM242 114V113H241ZM23 115V114H22ZM22 115H20V116H22ZM76 115V114H75ZM78 115V114H77ZM93 114L91 113V115L89 116V115H86L87 117H91ZM97 115H99V114H97ZM103 115V114H102ZM102 115H100V117L102 116ZM131 115V114H130ZM138 115V114H137ZM156 115H157V113H156ZM161 115V114H160ZM169 115V113L168 114H166V113H162V117H163V119H170V117L168 116ZM222 115H224V113L222 114ZM227 115H229V114H227ZM236 115V114H235ZM238 115V114H237ZM255 115V114H254ZM28 116V115H27ZM37 116H36V118H37ZM44 116V115H43ZM47 115L45 114V117H46ZM52 116H53V114H52ZM58 116V115H57ZM94 116H96V114L95 115H93V117L92 118H90V120H86L87 122H86V124H87V126H86V124H85V122H84V120H85V116H82V117H84V120H83V118H78V117H76L77 119H79V122H77L78 120H75L74 121V123H73V128H71V130H70V128H69V130H66V132L65 133H67V132H69V136H71L69 139H72V140H75V138H77L78 137V139H81L80 141L81 142H83V143H85V141H86V143H88V145L85 143V145H87V147L85 146V149H81L82 150V153H81V156H82V154H83V159H82V162H84L87 166H88V168H89V165H88V163L90 164H92L93 162H96L95 164H98L100 167H102V169L100 168V170H106V172L108 171L107 169H110L111 167V169H114L113 168V165H114V163L111 161V159H112V156L114 157V155H113V151L115 152L116 151V148H117V146L116 145H113V141H110L111 139L113 140V136H111L112 135V133H109L107 130H108V127H106V125L104 126V124L105 123H107V122H104V124H101L103 121H101V119H103V117H101L100 119H99V117H98V119H96L97 117H94ZM116 116V115H115ZM121 116V115H120ZM120 116H119V120H117L115 123V125H117V124H122V121L120 122V123H118L119 121H120ZM139 116V115H138ZM178 116H180V118H179V121H176L177 122V124H179V128L181 129V127H183V128H188V126H191V125H189V119H188V121L186 120V119H184V118H182L181 117V115L180 114H178ZM186 116H187V118H188V116L189 115H187L186 114ZM202 116V115H201ZM201 116H200V118H201ZM204 116V115H203ZM212 116V115H211ZM45 117H43V118H45ZM67 117V116H66ZM81 117V116H80ZM112 117V116H111ZM117 117V116H116ZM122 117H124V116H122ZM131 116H129V118H130ZM135 117V116H134ZM137 117V116H136ZM141 117V116H140ZM142 117H144V116H142ZM158 117V116H157ZM206 117V116H205ZM228 118H229V116H227ZM224 118L225 119V123H223V121L221 120V124L222 125H226V120L228 119V118ZM239 117H241V116H239ZM243 117V116H242ZM20 118V117H19ZM46 118H50L49 116L48 117H46ZM55 118V117H54ZM61 118V117H60ZM65 118V117H64ZM72 118V117H71ZM70 118V119H71ZM75 118V117H74ZM73 118V119H74ZM75 118V119H76ZM110 118V117H109ZM113 118V117H112ZM127 118H128V116H127ZM126 118V119H127ZM211 118V117H210ZM215 118V117H214ZM213 117H212V119H214ZM5 119V120H4ZM24 119V118H23ZM69 119V120H70ZM117 119V118H116ZM115 119V120H116ZM125 119V120H126ZM137 119V118H136ZM135 119V120H136ZM142 119L143 118H141L140 119V122H142ZM168 119V120H169ZM209 119V118H208ZM217 119V118H216ZM48 120V119H47ZM65 120H66V118H65ZM81 120V121H80ZM108 120V119H107ZM114 120V119H113ZM123 120V119H122ZM134 120V119H133ZM149 120V119H148ZM162 120V119H161ZM173 120V119H172ZM198 120V119H197ZM244 120V119H243ZM45 121H46V119H45ZM52 121V120H51ZM57 121H58V118H57ZM66 121H68V120H66ZM66 121H65V123H66ZM73 121V120H72ZM104 121H105V118H104ZM145 121V120H144ZM165 121H167V120H165ZM199 121H200V119H199ZM198 121V122H199ZM212 121H214V120H212ZM229 121V120H228ZM28 122V121H27ZM61 122H62V120H61ZM88 122H91L90 124H88ZM146 122V121H145ZM173 122V121H172ZM194 122V121H193ZM202 122V121H201ZM211 122V121H210ZM16 123H17V125H16ZM26 123V122H25ZM47 123V122H46ZM49 123H50V121H49ZM60 123V122H59ZM147 123V122H146ZM145 123V124H146ZM163 123V122H162ZM169 123H170V120H169ZM174 123V122H173ZM192 123V122H191ZM214 123V122H213ZM42 124V123H41ZM48 124V123H47ZM58 124V123H57ZM56 124V125H57ZM75 124V125H74ZM84 124H85V126H84ZM112 124V126L114 125L113 124V122L111 123ZM124 124V123H123ZM141 124V123H140ZM176 124V123H175ZM54 125V124H53ZM68 125V124H67ZM101 125H103V127L101 126ZM109 125V124H108ZM128 125V124H127ZM130 125V124H129ZM128 125V126H129ZM131 125H133V124H131ZM129 126V128H126V127H128V126H126V124H124L123 125V127H125L126 128V130H125V128L122 130L123 131V133L121 132V131H119V130H121V129H118L119 128V126L120 125H117L118 127H117V130L119 131V135L120 134H122V135H124L123 136V138L122 139H126V141H127V139H130V138H133L134 136H133V134H132V136L130 135L131 133H134V131H136V130H138V132H136V134L137 133H140L141 131L140 130H143V131H145L146 129L144 128H142V129H136V127H133V128H131L132 126ZM160 125H162L161 123H160ZM168 125H170V124H168ZM217 125V124H216ZM44 126V125H43ZM48 126H49V124H48ZM61 126V125H60ZM64 127L63 128H66L65 127V125H63ZM69 126H71V125H69ZM89 126V127H88ZM110 126V125H109ZM112 126H111V128H112ZM122 126V125H121ZM135 126V125H134ZM157 126V125H156ZM165 126V125H164ZM173 126H175V125H173ZM211 126H212V124H211ZM215 126V125H214ZM38 127V128H37ZM145 127H147V126H145ZM152 127V126H151ZM154 127V126H153ZM172 127V126H171ZM217 127H218V131H219V126L217 125ZM18 130H17V129ZM43 128V127H42ZM58 128V127H57ZM95 128H97V129H99L98 131V133H103L102 135L104 136H102L104 139H105V141L102 143L103 145L101 146V148L99 147H97L96 146V144H98V141L100 140L99 138L101 137V135H97V132L95 133V130H97V129H95ZM138 128V127H137ZM165 128H167V125H166V127ZM47 129V128H46ZM115 129V128H114ZM148 129V128H147ZM172 129H174V128H172ZM211 129V128H210ZM225 129H226V126H225ZM63 129H61V131H62ZM101 130V131H100ZM109 130H112V129H109ZM116 130V129H115ZM134 130V131H133ZM166 130V129H165ZM168 131H166V132H169V131H171V128L170 129H167ZM222 130V129H221ZM148 131V130H147ZM151 131H152V129H151ZM154 131V130H153ZM173 131V130H172ZM176 131V130H175ZM179 131V130H178ZM196 131V130H195ZM216 131V130H215ZM259 131H258V133H259ZM121 132V133H120ZM146 132V131H145ZM181 132H183V131H181ZM227 132V131H226ZM254 132H257V131H254ZM49 133H51V132H49ZM56 133V132H55ZM143 133V132H142ZM148 133V132H147ZM156 133V132H155ZM162 133H163V130H162ZM171 133V132H170ZM169 133V134H170ZM173 133H174V131H173ZM176 136H177V138H179L178 137V132L176 131ZM52 134V133H51ZM144 134H146V133H144ZM152 134V133H151ZM212 134V133H211ZM221 134H223L222 132H221ZM221 134H220V137H221ZM53 135V134H52ZM68 135V134H67ZM115 135V134H114ZM122 135H120L121 137H122ZM154 135V134H153ZM153 135H152V137H153ZM202 135V134H201ZM257 135V134H256ZM256 135H254L253 134V136H255L256 137ZM63 136V135H62ZM119 136V137H120ZM151 136V135H150ZM156 136H157V133H156ZM156 136H154V137H156ZM169 136H171V135H169ZM168 135L166 136V139L165 140H163V141H165V143L166 144H163V146L164 145H166V147H164L163 149V151H161V155H162V157L163 156H168V155H171L170 153L171 152H173V150L175 149V146H176V139L174 138H171V137H169ZM173 136V135H172ZM175 136V135H174ZM179 136H180V134H179ZM251 136V135H250ZM252 136V137H253ZM115 137H117V136H115ZM153 137V139H155ZM161 137V136H160ZM165 137V136H164ZM202 137V136H201ZM255 137H253L254 139H255ZM102 138V139H103ZM111 138V139H110ZM157 138H159V137H156V139ZM199 138V137H198ZM207 138V137H206ZM216 138H217V136H216ZM219 138V137H218ZM248 138H251V137H249L248 136ZM101 139V140H102ZM124 139V140H125ZM155 139V143L157 142V140ZM164 139V138H163ZM205 139V138H204ZM77 140V139H76ZM118 140V139H117ZM202 140V142L204 141L203 139H201ZM206 140V139H205ZM70 141V140H69ZM88 141V142H87ZM219 141H220V139H219ZM244 141V140H243ZM255 141H256V139H255ZM254 141V142H255ZM72 142H74V141H72ZM97 142V143H96ZM159 142V141H158ZM157 142V143H158ZM79 143V142H78ZM96 143V144H95ZM117 143H119L118 141H117ZM160 143H161V141H160ZM174 143H175V145H174ZM204 143V142H203ZM207 143V142H206ZM56 144V143H55ZM72 144V143H71ZM74 144V143H73ZM82 144V143H81ZM91 144V145H90ZM93 144H95V145H93ZM133 144V143H132ZM248 144V143H247ZM255 144V143H254ZM47 145V148H46V151L44 152V146H46ZM69 145V144H68ZM118 145V144H117ZM119 145H120V143H119ZM134 145V144H133ZM162 145V144H161ZM189 145V144H188ZM207 145V144H206ZM251 145V144H250ZM58 146H59V144H58ZM70 146H72V145H70ZM69 146V147H70ZM80 146V145H79ZM83 146V148H84V144L82 145ZM82 146H81V148H82ZM96 146V147H95ZM114 146H116V147H114ZM158 146H160V145H158ZM62 147V146H61ZM72 147H75L74 145L72 146ZM71 147V148H72ZM77 147V146H76ZM122 147H123V145H122ZM134 147V146H133ZM177 148H176V150L178 151L179 150V152H180V150L181 149H183V147L182 148H180V149H178V145L176 146ZM251 147V146H250ZM53 148H55V147H53ZM53 148L51 149V150H53ZM59 148V147H58ZM78 148V147H77ZM77 148H75L76 149V151H77ZM203 148V147H202ZM74 149V150H75ZM161 149H162V146H161ZM160 149V150H161ZM55 150H58V149H55ZM119 150V149H118ZM176 150H175V157L177 156H181V155H185V153L183 152V150L180 152V153H183V154H180L179 152H177V153H179V155H176ZM186 149H184V151H185ZM246 150V149H245ZM62 151V153H63V150H61ZM79 151V150H78ZM157 151H159V150H157ZM187 151V150H186ZM65 152V151H64ZM117 152V151H116ZM115 152V153H116ZM188 152V151H187ZM208 152V151H207ZM248 152V151H247ZM51 153V152H50ZM121 153V152H120ZM119 153V154H120ZM159 153V152H158ZM198 153H199V151H198ZM205 153V152H204ZM220 153H222V155L223 156H220L219 154ZM66 154V153H65ZM64 154V155H65ZM173 154V153H172ZM188 154V153H187ZM201 154V153H200ZM244 154H246V153H244ZM251 154H249L248 155V157L251 155ZM44 155V156H45ZM48 155H49V153H48ZM61 155V154H60ZM137 155V154H136ZM139 155V154H138ZM173 155V156H174ZM254 155V156H255ZM47 156V155H46ZM67 156V155H66ZM75 156V155H74ZM80 156V155H79ZM118 156V155H117ZM172 156V155H171ZM173 156L172 157H170V158H173ZM245 156V155H244ZM67 157H69V156H67ZM125 157V156H124ZM169 157V156H168ZM175 157H174V159H171V162H172V160H173V162H174V160H175ZM176 157V158H177ZM222 157H224L225 159H223ZM250 157H252V156H250ZM256 157V156H255ZM53 158V157H52ZM52 158H51V160H52ZM56 158V157H55ZM58 158V157H57ZM72 158H74V157H72ZM115 158V157H114ZM113 158V160L114 161H116V159H114ZM118 158V157H117ZM67 159V158H66ZM126 159H128V157L126 158ZM144 159V158H143ZM159 159V158H158ZM178 159V158H177ZM206 159V160H205ZM241 159V160H242ZM245 159H247V158H245ZM252 159V158H251ZM257 159V158H256ZM64 160V159H63ZM67 160H69L68 162H71L70 160H71V156H70V158H68ZM74 160V159H73ZM72 160V161H73ZM76 160V159H75ZM118 160H119V158H118ZM249 160V159H248ZM199 161V160H198ZM202 161H201V163H202ZM245 161V160H244ZM252 161V160H251ZM51 162V163H50ZM55 162H56V160H55ZM67 162V161H66ZM68 162H67V164H68ZM171 163V165H176L175 163ZM177 162V161H176ZM254 162V161H253ZM58 163V162H57ZM110 163H113L112 164V166H111V164ZM262 163V162H261ZM260 163V164H261ZM63 164V163H62ZM71 164H73L74 165V163L72 162ZM83 164V163H82ZM84 164V165H85ZM91 164H90V169H91ZM95 164H93L94 165V167H95ZM118 164V163H117ZM53 165V164H52ZM63 165H65V164H63ZM92 165V166H93ZM168 165V164H167ZM169 165H170V163H169ZM242 165H244V164H242ZM246 165V164H245ZM264 165V164H263ZM5 166V167H6ZM58 166V165H57ZM69 166V165H68ZM97 166V165H96ZM126 164L124 163V162H120V164L118 165V170H120V172H126ZM177 166V165H176ZM255 166H256V164H255ZM254 166V167H255ZM261 166V165H260ZM8 167V168H9ZM66 168H67V166H65ZM174 167V166H173ZM238 167H240L241 168V166H239L238 165ZM251 167V166H250ZM70 168H71V166H70ZM96 168H98V167H96ZM117 168V167H116ZM243 168H245L244 166H243ZM262 168V167H261ZM5 169V168H4ZM59 169V168H58ZM69 169V168H68ZM72 169H73V167H72ZM93 169V168H92ZM91 169V170H92ZM164 169H166V168H164ZM236 169H237V166H236ZM8 170V169H7ZM57 170V169H56ZM60 170H61V168H60ZM59 170V171H60ZM75 170V169H74ZM89 170V169H88ZM98 170H99V168H98ZM100 170H99V172H100ZM117 170V171H118ZM212 170V171H211ZM220 170V171H221ZM238 170V169H237ZM242 170H244V169H242ZM261 170V171H262ZM12 171V170H11ZM12 171V172H13ZM54 171V172H53ZM66 171V170H65ZM97 171V170H96ZM114 171V170H113ZM180 171V170H179ZM234 171H236V170H234ZM260 171V170H259ZM68 172V171H67ZM66 172V173H67ZM75 172V171H74ZM73 172V173H74ZM92 172V171H91ZM106 172H103V173H105V175H107V173ZM109 172V171H108ZM148 172V171H147ZM240 173L242 172V171H239ZM245 172V171H244ZM250 172H252V171H250ZM254 172V171H253ZM17 173V174H16ZM63 173V172H62ZM84 173H86V172H84ZM249 173V172H248ZM258 173V172H257ZM257 173H256V175H257ZM72 174V173H71ZM75 174V173H74ZM87 175H89L88 173H86ZM91 174H93V173H91ZM95 174H99L98 172L97 173H95ZM94 174V175H95ZM101 174H102V172H101ZM100 174V175H101ZM230 174V173H229ZM243 174V173H242ZM247 174V173H246ZM251 174V173H250ZM255 174V173H254ZM58 175V174H57ZM98 176L99 178H104V174H102V176ZM104 175V176H103ZM133 175V174H132ZM241 175V174H240ZM239 175V176H240ZM248 175V174H247ZM75 176V175H74ZM83 176V175H82ZM230 176V175H229ZM252 176H254V175H252ZM64 177V176H63ZM80 177V176H79ZM84 177V176H83ZM133 177V176H132ZM237 177V176H236ZM244 177V176H243ZM65 178H67V176L65 177ZM102 178V179H103ZM231 178V177H230ZM235 178V177H234ZM87 179V178H86ZM101 179V181H100V183L102 182V181H104V180H102ZM248 179H251V178H248ZM247 179V180H248ZM252 179H253V177H252ZM257 179V178H256ZM246 180V179H245ZM246 180V181H247ZM71 181V180H70ZM77 181H79V180H77ZM77 181H74L75 183L77 182ZM86 181V180H85ZM98 181V180H97ZM72 182V181H71ZM84 182V180H82V182H81V185H82V183ZM99 182V181H98ZM105 182V181H104ZM132 182H134L133 180H132ZM80 182H78V184H79ZM99 183V184H100ZM26 184V183H25ZM77 184V183H76ZM85 184H86V182H85ZM84 184V185H85ZM228 184V183H227ZM225 185V184H224ZM74 186V187H73ZM99 186V185H98ZM102 186V185H101ZM234 186V187H233ZM85 187V186H84ZM103 187V186H102ZM101 187V188H102ZM83 188V187H82ZM104 189V188H103ZM83 190V189H82ZM81 190V191H82ZM85 190H86V188H85ZM80 191V193H82ZM102 191V190H101ZM5 192V191H4ZM29 192V191H28ZM106 192V191H105ZM84 193V192H83ZM88 193H87V197H89L88 196ZM127 193V194H126ZM7 194H8V192H7ZM85 194V193H84ZM103 194V193H102ZM86 195V194H85ZM108 195V194H107ZM100 196V195H99ZM102 196H104V195H102ZM15 197V196H14ZM101 197V196H100ZM126 197V198H125ZM219 197H221L222 199H219ZM30 198V197H29ZM84 198H85V196H84ZM102 198V197H101ZM122 198V199H123ZM217 198V200H218V202L219 203H221V201H222V204H218V202L216 203V204H218V205H214V208H213V206L211 205V203L213 202V204H214V199H216ZM1 199H4V198H1ZM0 199V200H1ZM85 199H87V198H85ZM85 199H84V201H85ZM123 199V200H124ZM212 199H213V201H212ZM224 199V200H223ZM25 200V199H24ZM26 200H27V198H26ZM82 200V203H84V204H79V201H81ZM87 200H89V198L87 199ZM99 200V199H98ZM123 200H121V201H123ZM208 200H211V201H208ZM219 200H221V201H219ZM2 201V200H1ZM4 201V200H3ZM2 201V202H3ZM6 201V200H5ZM13 201V200H12ZM102 201V200H101ZM100 201V202H101ZM225 201V202H224ZM86 202H88V201H86ZM98 202V203H97ZM225 204H224V203ZM23 203V202H22ZM27 203H28V201H26V205H27ZM126 203V201L125 202H123V204H125ZM102 204V203H101ZM12 205V204H11ZM25 205V204H24ZM31 205H30V207H31ZM80 205L83 207V208H86L87 210L89 209V212H93V214H95V216H94V222L91 220V222H90V224H89V222H87V220L86 219H84V217H81V215H80V213L82 212V211H85V210H83V208H80ZM4 204H0V216L2 215L3 216V214H2V212L1 211H3V208L4 207H6V206H4ZM14 205H12V208H13V210H14V208L15 207H13ZM16 206H18V205H16ZM99 206L100 207H102L101 209L99 208ZM29 207V206H28ZM29 207V208H30ZM10 208H11V206H10ZM11 208V209H12ZM25 208H26V206H25ZM7 209V208H6ZM27 209V208H26ZM5 210V209H4ZM18 210H19V207H18ZM24 210V209H23ZM22 210V211H23ZM78 210V211H77ZM80 210V211H79ZM33 211V210H32ZM36 211V210H35ZM34 211V212H35ZM94 211H95V213H94ZM25 212V211H24ZM28 212V211H27ZM75 212H77V214H78V216H77V214L74 213ZM4 213V212H3ZM23 213V212H22ZM73 213V214H72ZM83 213V212H82ZM85 213H86V211H85ZM24 214V213H23ZM26 214V213H25ZM32 214V213H31ZM87 214H88V211H87ZM222 214V213H221ZM5 215V214H4ZM83 215V214H82ZM220 215V214H219ZM238 215V214H237ZM236 215V217H239V216H237ZM248 215V214H247ZM8 216H9V214H8ZM14 216V215H13ZM84 216V215H83ZM90 216V215H89ZM92 216V217H93ZM215 216H217V218L215 217ZM244 216H245V214H244ZM28 217H30V216H28ZM31 217H32V215H31ZM241 218L243 217V215L242 216H240ZM247 216H245V218H246ZM0 218H2V217H0ZM17 218V217H16ZM23 218H24V216H23ZM90 219H91V217H89ZM215 218L217 219V223H216V220H215ZM244 218V217H243ZM244 218V219H245ZM4 220L6 219V222L9 224H11V221L10 222H8L7 221V218L4 216V218H3ZM12 219H15V216H14V218H12ZM20 219V218H19ZM164 219H169L170 220V222H169V220H167L168 221V223L166 222V220H164ZM221 219V218H220ZM232 219V218H231ZM240 219V218H239ZM8 220H11V217H10V219L8 218ZM65 220H63V221H65ZM236 220H238V219H236ZM242 220L243 219H241V221H240V223L242 222ZM246 221H244V224H245V222H248L249 220L248 219H245ZM248 220V221H247ZM13 221V220H12ZM184 221V222H183ZM223 221V220H222ZM228 221V220H227ZM2 221H0V223H1ZM19 222V221H18ZM29 222H31V221H29ZM31 222V223H32ZM65 222V223H66ZM188 223V224H186V223ZM219 222H221V221H219ZM225 222V221H224ZM223 222V223H224ZM231 222V221H230ZM235 222V221H234ZM13 223H15V222H13ZM12 223V224H13ZM169 223H170V225H169ZM182 223H184L185 225H184V227L182 226L183 224ZM4 224V223H3ZM60 224V225H59ZM144 224L142 225L143 226V228L141 229L140 228V231H143L144 230V232H147V233H150L149 231H151V234H152V236L150 237V235L148 234L147 235V233L145 234V235H147V236H149L150 238H149V240H147L148 238H146V240H147V242L148 241H150L149 243H151V238L153 237V235L155 234V235H158V231L157 232H154V231H152L153 229H152V227L154 228V230L156 231V229H158V227L156 228L155 226H154V224H149V225H146V226H148V228L147 227H144ZM201 224V223H200ZM207 224H209L210 225V223L209 222H207ZM219 224L220 223H218V228H216L215 230H212V231H215L214 233H215V235L217 234V236H218V233H219V235L221 236V231L220 232H216V230L217 229H219V227H221V226H224V225H221V226H219ZM222 224V223H221ZM264 224V223H263ZM1 225V224H0ZM70 225V224H69ZM150 225H151V227H150ZM201 225H203L204 226V223L203 224H201ZM201 225H200V230H201V228H203V229H205V227H201ZM210 225V226H211ZM238 225V223L236 224V226ZM246 225V224H245ZM245 225H243L244 227H245ZM261 225V224H260ZM260 225H259V227H260ZM210 226H208V227H206V228H209ZM243 226H240L239 227V225H238V227H239V229L237 228V227H235V228H237L236 230H238V232H237V235H234V233H235V228H232V229H234L232 232H234L233 234H230V233H232V232H230L231 231V228H229L228 226V228L230 229V231L229 232H226L227 233V235L229 236V234H230V236L229 237H234V236H240V234H241V237H242V233H241V229L240 228H244ZM151 228V230H149L150 228ZM185 227V228H186ZM227 227H225L226 229H228ZM257 227V228H256ZM0 228H1V226H0ZM61 228H59L60 229V231H61ZM145 228H147V229H145ZM187 228H189V227H187ZM187 228H186V230H187ZM197 229H198V227H196ZM212 228H214V227H211V229ZM222 229L224 228V227H221ZM137 229H139V228H137ZM136 229V230H137ZM160 229H161V227H160ZM180 229V228H179ZM179 229H178V232H179ZM202 229V230H203ZM261 229V228H260ZM163 230V229H162ZM175 230H172L171 232L172 233H175L177 236H178V233H177V231H175ZM181 230L182 229H180V234H181ZM184 230V229H183ZM182 230V232L184 233V231ZM190 230V229H189ZM186 231L187 232V234L189 235V236H191V235H193V232H197L196 230L195 231H193V228H192V231L190 230V231ZM200 230L198 231V233L200 232ZM208 230V229H207ZM207 230H203V231H207ZM240 230V231H239ZM248 230V229H247ZM252 230V229H251ZM49 231V232H48ZM139 231V232H140ZM174 231V232H173ZM203 231L202 232H200L201 234L203 233ZM209 231V230H208ZM207 231V232H208ZM45 232H46V234H45ZM154 232V233H153ZM186 232L184 233V234H186ZM190 232V233H189ZM191 232H192V234H191ZM239 232H240V234H239ZM261 232H263V230L261 231ZM141 233H143V232H140V233H138V231H137V234H141ZM171 233V236L170 237H172L173 238V236H175V235H173ZM198 233H197V235H198ZM199 233V235H200V237L199 236H194V237H191V238H193V239H196L197 237L198 238H200L201 239V236H203V235H201ZM211 233L212 232H209V233H207V235L206 236H208V238H210L211 239V236H209L208 234H210L211 235ZM243 233H245V232H243ZM248 234H244V238H243V240H245L246 241V244L248 245L249 244V242L250 243H252L251 242V240L253 241L254 239H253V237H252V239H249V240H247V237H249V231L247 232ZM43 234H45V236H43ZM144 234V233H143ZM165 234V233H164ZM179 234V235H180ZM184 234H183V239H181L182 238V234L180 235V237H179V240H183L182 242H183V244H182V246H187V247H185V248H187L186 250L187 251H185V249L182 247V251L180 250L181 249V247L180 248H176V244H177V240L175 241L176 243H172V241L170 242L171 244H168L167 242H165V243H167L168 244V246H170V245H173L172 247H175L174 249L175 250H173V251H176V250H179V251H176V253H178V254H176V253H173V251H170L169 252V250L167 251V250H165V252H167L166 254L163 252V250L161 249V251L163 252V257H164V254H165V259H164V261H166L165 262V264L166 263H168V264H173L172 262H175L174 264H176V262H178L177 264H180V262L181 261H184L185 262V264H217L218 262H217V259H215V257L217 256H219V255H216V252H214V253H212V251L210 250V247L211 246H209L208 247V241L207 240H209V239H205L206 240V243L208 244L207 246L205 245H202V244H200V243H202L200 240V245H202L203 247H199V246H197V245H195L194 244V242L196 243L197 242V244H198V238L196 239V240H194V241H192L193 242V244L191 245L190 243H187V244H185L187 241L188 242H191V241H189V240H191V238L188 240L187 239V237L185 238L184 237ZM186 234V235H187ZM191 234V235H190ZM213 234V233H212ZM258 234H260V233H258ZM264 233H262V235H263ZM60 235V234H59ZM154 235V236H155ZM160 235V234H159ZM158 235V236H159ZM168 235H170V232H169V234ZM173 235V236H172ZM226 235V234H225ZM234 235V236H233ZM261 235V236H262ZM138 236V235H137ZM157 236V237H158ZM204 236H205V233H204ZM203 236V237H204ZM205 236V237H206ZM217 236H215V238L217 237ZM251 236H252V234H251ZM156 237V236H155ZM162 237H164V238H161V240L159 241L157 238H155V239H157L158 241H155L154 240V244L155 245H152V244H150L149 246H154V248H157V244H161L163 241H165V237L167 238V234H166V236H162ZM170 237L168 236V239H170ZM202 237V238H203ZM213 237V236H212ZM240 237V240L242 241V238ZM256 237H257V240L256 241H259V243H258V245L260 244V240H258L259 239V237H258V235L256 234ZM55 238V237H54ZM57 238V237H56ZM61 238V237H60ZM127 238H128V240H127ZM138 238H139V236H138ZM138 238H137V240H138ZM154 238V237H153ZM158 238H160V237H158ZM177 238V237H176ZM184 238L185 239H187L186 241L184 240ZM214 238V237H213ZM212 238V239H213ZM219 238V237H218ZM222 238H226V236H224V237H222ZM238 238V237H237ZM236 238V239H237ZM246 238V239H245ZM261 238V237H260ZM151 239V240H150ZM162 239H163V241H162ZM192 239V240H193ZM262 239H264V237L262 238ZM175 240V239H174ZM173 240V241H174ZM216 239H214V241H215ZM230 240H232L233 242H234V244L237 242V243H239L238 241H234L233 239H230ZM50 241V242H51ZM58 241V240H57ZM168 242H169V240H167ZM204 241V240H203ZM224 241H226V240H224ZM224 241H222L220 244H221V246L222 245H224L223 243H224ZM229 241V240H228ZM231 241V242H232ZM249 241V242H248ZM74 242V241H73ZM112 242V243H111ZM157 242H161V243H157ZM179 243L178 244H180L181 243V241H178ZM211 242V241H210ZM212 242H213V240H212ZM233 242H232V244H233ZM254 242V241H253ZM262 242V241H261ZM71 243V242H70ZM122 243V244H123ZM203 243H205V242H203ZM219 243V242H218ZM230 243V242H229ZM236 243V244H237ZM241 243H243V245L245 244L244 242H241ZM264 242H262L261 244H263ZM53 244H55V243H53ZM177 244V245H178ZM185 244V245H184ZM188 244H190L191 246H192V248L193 247H197L198 249H195V248H193V249H191V246H188ZM226 244V243H225ZM235 244V245H236ZM259 245V246H261V247H263L262 245ZM57 245V244H56ZM60 245V244H59ZM77 245V246H78ZM181 245V244H180ZM217 245H219V244H217ZM217 245H214L215 247L217 246ZM230 245H231V243L229 244V247H228V245H227V248H230ZM239 245H241V244H239ZM242 245V247L240 246V248H243V250L244 251H246L244 248H246V247H244V246H247V245H244L243 246ZM251 245H253V243L252 244H250L249 246H251ZM255 245H257V243L255 242ZM65 246V245H64ZM122 246V245H121ZM226 246V245H225ZM232 246V245H231ZM237 246V245H236ZM249 246H248V248H249ZM56 247V246H55ZM81 247V251H82V248ZM126 247V246H125ZM158 247H162V244H161V246L160 245H158ZM213 247V246H212ZM52 248V249H51ZM127 248H125L126 250H127ZM217 248V247H216ZM223 248H225V247H223ZM223 248H220L219 246H218V250L216 249V251L218 252L219 250L221 251V249H223ZM232 248H233V246H232ZM235 248V247H234ZM254 248H256V251H258L257 250V247H255V246H253V250H254ZM65 249V248H64ZM72 249V248H71ZM70 249V250H71ZM122 249H124L123 247H122ZM158 249V248H157ZM212 249V248H211ZM236 249L237 248H235V250H234V253H235V251H236ZM251 250H252V246H251V248H250ZM264 249V248H263ZM61 250V249H60ZM79 250V249H78ZM134 250H138V253L136 252V251H134ZM159 250H160V248H159ZM158 250V252H160ZM194 250H197V251H194ZM224 250V249H223ZM225 250H227V249H225ZM243 250H241L240 249V252L242 253V255H243ZM250 250V251H251ZM260 250H261V248H260ZM64 251V250H63ZM124 251V250H123ZM153 251V248H152V250H151V252ZM156 251V250H155ZM181 251V252H180ZM215 251V250H214ZM231 251H233V249L231 250ZM231 251H230V249H229V252L228 251H226L227 253H229V254H231ZM128 252V251H127ZM184 252V253H183ZM187 252V253H186ZM225 252V253H226ZM248 252V251H247ZM252 252V251H251ZM251 252H248V253H251ZM254 252H255V250H254ZM262 252V254H263V251H261ZM64 253V252H63ZM71 253H73V252H71ZM120 253H122V255H123V252H121V250H120ZM141 253V252H140ZM156 253V252H155ZM179 253L181 254V253H183V254H181V255H185V256H180L179 255ZM220 253H222L223 254V251H221ZM225 253H224V255H222V256H225V257H227L226 255H225ZM226 253V254H227ZM233 253V252H232ZM233 253V254H234ZM246 253V252H245ZM244 253V254H245ZM248 253H246L245 255H247ZM253 253V252H252ZM256 253V252H255ZM255 253H254V255H255ZM65 254V253H64ZM117 254H118V256H117ZM128 254V253H127ZM146 254V253H145ZM153 254V253H152ZM158 254H160L161 255V253H158ZM214 254H215V256H214ZM218 254V253H217ZM232 254V255H233ZM261 253H256V255H257V257H258V255H260ZM261 254V255H262ZM58 255H60V254H58ZM61 255H62V253H61ZM84 255H85V253H84ZM128 255V256H129ZM150 255H151V253H150ZM157 254H155V255H153L154 256V258L155 257H157V258H155V259H157L158 261H157V263L160 261H163L162 259L161 260H159L160 258H158V256H156ZM231 255V256H232ZM236 255H240L241 256V254H239V252H238V254H236ZM245 255H243V258L244 257H246ZM248 255H250V254H248ZM248 255H247V259H248ZM254 255L252 256V255H250V256H252L253 257V261L255 260V257H254ZM64 256V255H63ZM116 256V257H115ZM129 256V257H130ZM148 256V255H147ZM249 256V257H250ZM62 257V256H61ZM86 257V256H85ZM107 257V256H106ZM133 257V258H134ZM161 257V256H160ZM216 257V258H217ZM234 256H232V258H233ZM235 257H237V256H235ZM242 257V256H241ZM241 257H239L240 259H241ZM256 257V258H257ZM263 256H261V258H262ZM64 258V257H63ZM88 258V257H87ZM108 258V257H107ZM221 258H223V257H221V254H220V258L219 259H221ZM228 258V260H229V257H227ZM238 258V257H237ZM236 258V259H237ZM239 258H238V261H239ZM259 258V261L257 260V262L259 263V262H261L260 261V257H258ZM257 258V259H258ZM68 259V258H67ZM131 259V258H130ZM129 258L127 259V260H130ZM149 259H150V257H149ZM246 259V258H245ZM244 259V260H245ZM250 259V258H249ZM86 260V259H85ZM99 260V261H98ZM134 260H135V258H134ZM181 260V261H180ZM224 260L225 259H222V261H223V264H224ZM234 261H237V260H235V259H233ZM242 260V259H241ZM251 260L252 259H250V262H251ZM74 261V260H73ZM87 261V262H88ZM107 261H109V260H107ZM152 261V260H151ZM155 261V260H154ZM219 261V264H220V262H222L221 260H218ZM230 261V260H229ZM233 261V262H234ZM243 261V260H242ZM242 261H241V263H239V262H237L236 264H242ZM246 262H245V264L247 263V264H250V263H248L247 262V260H245ZM263 261H264V259H263ZM68 262H69V260H68ZM127 262V261H126ZM125 262V263H126ZM132 262V260L130 261V263ZM160 262H159V264H160ZM184 262L182 263V264H184ZM226 262V261H225ZM233 262H229L230 264H232ZM255 262H256V260H255ZM254 262V263H255ZM67 263V262H66ZM69 263H71V262H69ZM128 264H130L129 262H127ZM135 263V262H134ZM154 263V262H153ZM162 263H164V262H162ZM235 263V262H234ZM233 263V264H234ZM63 264H65V262H63ZM74 264H76V263H74ZM83 264V263H82ZM111 264V263H110ZM132 264V263H131ZM222 264V263H221ZM225 264H227V263H225ZM244 264V263H243ZM256 264V263H255Z\"/></svg>","mask_w":264,"mask_h":264}]
</instances>
